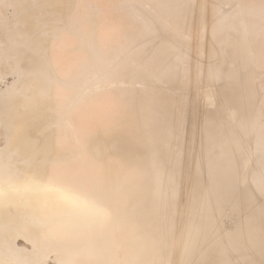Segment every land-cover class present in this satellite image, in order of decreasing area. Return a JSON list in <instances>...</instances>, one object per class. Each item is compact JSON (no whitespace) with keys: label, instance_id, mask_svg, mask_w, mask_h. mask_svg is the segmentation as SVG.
<instances>
[{"label":"bare ground","instance_id":"bare-ground-1","mask_svg":"<svg viewBox=\"0 0 264 264\" xmlns=\"http://www.w3.org/2000/svg\"><path fill=\"white\" fill-rule=\"evenodd\" d=\"M150 1L153 2V4L155 3L154 5L158 4L157 7L159 6V8H161L160 14H159L161 16L157 15L159 18H161L160 19L161 22L163 23V21H164L165 23L169 22L171 24V26L168 29L167 28H166V30L162 29V31H164L163 33L160 31L162 33L161 36H163L162 37L163 39L161 41L159 40L160 43L158 42L159 43L158 46L153 48V46H155L153 44L155 42V40H154L155 38L153 39V33L155 34V32H156V30H154L155 28H153V27H154V25L157 22L155 20L157 18L154 19L156 21V22L154 21L155 24L153 22H149L153 26H151L150 24H147V22H148L147 20H146L147 22H145L147 25H145L143 23V21L145 19L143 20V17L140 14L139 15L140 17L138 16V18H142L143 21L141 19H139V20L142 21L141 22L142 25L143 24L145 25L144 28L139 30V31H137V32L136 31L131 32L132 31L131 30L130 31L131 33L128 32L129 33L128 35H126V34L120 35L119 34V37H118L119 42H121V46H122V44H124L125 46L123 45L124 47L122 46L121 49H118V51L115 52V54H116V56L125 57L126 59L125 60L121 59V61L116 65V67L114 69H111L112 66L110 67V70H112V71H110V72L109 71H105V73L108 72L110 74H113V76L111 75L112 77L116 76L119 79H123V77L124 78L128 77V79L129 78H132V79L134 78V80L135 79H140V80L148 81V82L151 83V85H153V88L151 89L153 91L150 94L148 92H150L151 90L148 91V92L146 91L147 92L146 93L147 94L146 97L144 96L145 95L144 94L143 95L144 96L143 99L140 98V99L135 100V98H134L135 96L131 95L132 94V90H125L126 92L120 93V94H122V96L126 95L124 97H126V98L128 97L129 98V96L127 94V93H129L131 95L130 97L134 96V97H132V100L134 98L135 101L133 100L134 102L133 101L131 102V100L129 99L130 100V103L128 101L129 104L127 102L126 103L125 102L122 103L123 100L125 99V98H123V100L121 99L122 102L120 101L122 104H124V105L121 104L123 107L121 105H118V104H120L119 100H120L121 96L119 98H117L118 95L116 97L115 93H114V95H112V93H111V95L106 97L107 99H104V97H103L102 98L103 102H101L100 104L97 103L96 106H94L92 104L94 107H92V105H91V107H85V104L83 106L81 103H83V101L85 99L80 97L81 101H82V99H84V100L82 102H80L81 105L79 103H75L76 105L79 104L78 108L77 107L74 108L75 112L77 114V115L75 113L73 114V115H75V116H73V118H75V119H72V117H70V115L69 116L67 115V116L70 117L72 119V121L76 120V122H78L79 127L83 129V132L85 134V138L87 137V139L95 138L97 135H99V137H100L101 131L97 132V131H99L97 129L100 128V127L99 126H98V128L95 127V128H97L96 129L97 131H95V128H94V126L96 125L95 117L98 119V122H100V124H101V121H102L103 124H106L107 122H109V125H110L111 122H113L112 119H114L116 116H119V114L115 115L116 111L118 112L120 110V112L122 111L121 113L124 115V113H125V111L123 113L124 109L127 110L128 113L130 111H131V113L134 112L132 110H135V112H140V114H141V112H143V114H145V112H146L148 115L145 114L146 115V116L144 115L145 118L146 119H150V118L155 119V122L157 121L156 124H158V126H155L154 130L149 131L150 133L149 132L145 133L146 136L148 135V133L150 134V135L147 136L148 137L147 141H144V138L141 139V137H140L141 129L146 124L145 121H147L146 119L144 120V118H143L144 116H142L143 114L140 115L142 118H139V117L138 118H139L140 122H143V120H144L145 124L143 123V126H140V125H142V123H138V119H137V121L134 120L136 122L138 128H136L135 122L133 124H131V126L134 127L135 130L130 129L131 126L129 124L131 122L130 123L129 122H124L122 124L120 122L119 124H121V125H117L118 127L116 126V128H118V129H115V130L113 129V126H112V130H110L108 133H106V135L104 137L101 136V140L105 139L103 141L107 140L109 142V140H111L113 138L116 139V137H117L118 143L120 142L117 146H115V145L112 146V144H110V143H109V146H107V149L108 148L110 149V152L108 151L109 152L108 158H112V163L111 162H108V163H111V165L106 163L107 161L105 160V162H104V164H105L104 166L105 167L102 169L103 171L98 172L100 170L97 168L98 171L96 170L95 172H98V173L95 175V179L94 180L92 179L93 182L91 183L90 181H88V183L90 182L91 185H90V183L89 184H87V183L84 184L85 181H84L83 184H80V182H79V184L77 183V186L75 185L76 186V192H74L76 194H75V196H73L74 193H73V195H71L73 198L68 197L67 194L66 195L63 194L64 192L61 193V191L59 192V191L56 190L58 187L61 186V183H62L61 179L62 178L59 177V176H60V173H61V176H62V172L59 171L60 172L59 173V172L55 171L57 174L59 173L58 178L59 179L61 178L60 179L61 180L60 184H59V182L57 180V184H59L58 187H56L54 189L51 188V187H53V184L55 183V181L52 180V179H55V178H53V175H54L52 173V172H54V169H53V171L51 172V174H53V175H52V179H50V181H53L54 183L52 182L53 183L52 186L50 187V185H49V187H48L47 184H49L50 182H49V180L47 181V177L48 176H46L45 179L49 183H47V184L44 183L43 187H45V188H43L42 184L41 183L39 184L36 181L37 179L34 177V174L30 173V170H23L22 168H19L20 164H18L19 166H17V164L16 165L11 164L10 162L12 161V159L14 157H15V159L19 158L17 150L13 148L14 149L13 153L7 154V158H10V159L9 160L5 159V161H1L0 162V222H1L2 226H5L3 228H5L4 230H6L5 231L6 233H11L9 231V230H11L12 232H15L13 234H16V236H17L16 232L21 231L22 232L21 235H23L24 238L27 241L33 243V252L29 256V257L32 256L31 257L32 260L35 259L33 257H38L39 255L42 254V252L45 250L44 249V247H46L45 245L53 244V246H57L58 244L61 245V243H62V244L65 245V243H66V247H64V251L68 252L67 254H69V256H68V255H65L63 253V255H65L64 258L66 260L65 259L64 260L66 261V264H81V260L79 262H75L76 259H74V257L77 258L76 256L79 257L80 254H83V256H85V257L87 256L88 259H90V257H92L93 259L91 258L92 259L91 261H94L95 258H97V259L100 258V261L102 262L101 258H103L105 256V255L102 254V251L104 250V252H105L106 251L105 249H107V251L110 250L108 252H111L112 250L109 249V248H113L112 246L113 245L115 246V244L117 246V244H118V243H116L117 239H119V238L122 239V237H124V236L126 237L128 235L127 234L128 233L127 230H125L126 227H124L125 224H122V222H124L125 220L124 221L123 220L120 221L121 219H125V217H127L126 214H129V213H125L124 211H128V212L132 213L133 223H131V224L135 223L134 224L135 227L138 228L137 235L140 237V241H138L139 240L138 237L134 236V233L137 231V230H134L136 228L132 227L133 228L132 231L134 233H132L130 231L131 235L133 237L137 238L136 239V238L132 237L134 239V241H135V242H132V244L133 243H135V244H133V245L130 244V242L133 240L130 235H129L130 237L129 236L128 237L131 239V241H129L130 239H127L126 242H125V240L123 239L122 242L126 243V244H129V245H132V246H135L136 249H135V247H133V248L137 251V253H136L137 256L142 255V253L144 254V258L143 259L142 258H138L139 261L138 260L137 261L139 262V264H142L143 262H144V264H150L151 262L153 263L154 260H155L154 262H157L156 260L159 259V256H160L159 254H161L162 252L164 254L165 251L167 252L166 248L164 249V251H162L163 247L165 246V247L169 248V246H166V244L170 245V241L173 238V233L174 232L172 233V231L175 230L176 221H177V218L175 216V211L174 210H177V206H178L177 205V203H178L177 202V200H178L177 198H179L178 194L180 193V191L178 190V184L175 182L174 177H172V173H175L176 175H182L180 178L182 180H184V182L189 183L190 186H191L190 187L191 195H190V197H188V200L186 199L187 200V202H186L187 204L185 205L186 206V209H185L186 216H185L184 219L182 218L184 220L183 221L184 224H183L182 227H183L184 233L185 232L186 233H185V235L183 234L184 236L182 235V237H183L182 240L183 241H181V239L179 238V242H180L179 244H176V241L178 240V239L175 240L176 236H177L176 234L174 236L175 239H172V240H175V241H173L171 243V244L175 243L178 246L180 245V248L178 246L177 247L180 250L181 255L179 254V256H181V259L186 260V258H188L187 261L190 260L192 257L195 256V255H192V253L194 254V252L197 251L196 253H201L200 254L201 256L200 255H199V257L195 256L196 259H194V260L197 261V258H198V260L200 258L201 261L198 264H239L241 260H243L244 264H248L250 262V260H251L249 257H251V256L249 254L247 255V253H249V250L253 249L252 251H257V252H254L255 255H257L256 253H259L258 255H260L262 257L261 258L262 261H260V263L263 262V264H264V123H262V121H261L262 120L261 110L259 112V109H258V107H260L261 103H258V105L255 104L254 100H256V99H255V97H253V83H256V81L255 82H252L253 80L250 81V77L251 76L248 78V74H250V72H252V70L255 69L254 73L256 72L255 74L257 75V69H259V68L256 69V67H258V66L253 65L254 64L253 61H255L256 59H259L260 61L261 60L264 61V59H262V57L264 58V54L262 56L263 52H261V51H264V33H263L264 31L262 29L264 27H260V25L264 23V21H262L263 23L261 22V20L264 19V0H254V1L251 0L252 2L247 0L246 3L248 2V4H241L243 2L242 0H241L242 1L241 3H240V0H233L234 2L235 1L236 2L239 1V3H240V4H236V2H235V6L236 5L237 6H236V8H234L232 10V12L234 11V13H232V14H235L234 15L235 18H234V16H230L232 18H229V16L226 15V16H228L227 20H225V19L223 20L222 19L223 17L221 18V20L224 21V22H222L223 24L221 22L219 23L218 20H216V21L213 20L216 23L218 22L216 25H214V22L213 23H210V22L212 21V18L215 15V12H216L215 11V12H213L214 15L212 16V18L210 17L211 21L207 20L208 22L210 21L209 23L211 24L210 25L211 26V31H209V32H211L210 33V34H212L211 36H214V37H211V38L214 39L215 37L216 38L219 37V38H221L220 40L224 39L225 34L228 33V32L226 33V30L224 28H223L224 30L221 29V27L228 26L229 28H232V27H235L234 26V24H235L234 22L235 21L236 22H238L239 20L241 21V22L237 23L238 25L241 24V26H242L241 27L242 28V30H241L242 32H241V34L239 33L240 36L238 38V41L235 40L236 42L235 41L232 42L230 40L232 43H235L233 45L231 43V45H232L231 46V53H232V55H233V57L235 59V62L240 63V64L236 63L237 65H239V66H236L237 69L239 67L238 70L236 68H235L236 70H234V68H232L233 65H232V67L230 66L232 70L230 68H229V70L227 69V72L224 75H220L219 74L220 73L219 71L223 67V65L219 61H218V64H219V66L221 64V66H222V67L220 66L221 68L217 64L216 68H215V66H213L215 69H213L212 67L211 68L207 67L206 68L207 70L204 69L205 74L207 75L208 78H212L213 80L216 79L215 80L216 82H217V80L218 81L221 80V82H223L225 84V86L221 83L223 85V89L221 88L222 96H220V97L218 96V98L220 99L222 97V101L218 105V107H219L218 109L215 108L216 110H214L211 113H209L210 112L209 111L208 112L209 114H207V116L204 115L205 116L204 118H199L200 115L197 116L196 113H191L190 114L191 116H189V118H191V119H189L190 121L191 120L195 121V123L198 124V126L203 128L204 135H205V139L203 140V144L201 143L199 151L196 150V153L197 152L198 153L196 154V156L194 155V160L192 161V159H191V158H193L192 155L194 154V149L191 150V151H193V153L190 154L189 157H188V159H190V161H192L193 165L195 166L194 167L195 169L193 170V172H191V171L189 172L191 174H188L187 173L188 171L187 172H183L184 169L182 170V168H186V167L185 166L184 167L181 166L180 165L181 161L179 160L180 163L178 161V156H179V154L181 152H179L177 154V151L179 149H176V151L173 149V142H175V143L177 142L176 144H179L178 143L179 141H175V137L174 136H176L177 139L180 137V135H177L178 133H176L174 128H176V130L178 132H182L184 130L181 127H180V129H178L179 127H175L176 124H178L180 121H182V120H179V119H181L182 116L184 115V111L183 110L186 108L185 104L181 105L182 104L181 101H182V99L185 96V99L183 100V103H185V101H187L186 103L190 102L189 96H186L185 94L183 96L182 93H184L186 91L188 92L189 90H186V89L184 90L183 89L184 91H181L182 93H180V95L182 94L181 96L183 98L180 99L181 101L179 100L181 104L178 103L179 105L177 106V103L174 102L176 100V96L173 98V95H172V94H175L174 89L176 90V88L175 87L172 88V89L167 88V89H169V91L173 90L174 93L171 92L172 93L171 94V93L167 92L168 90L164 89L161 85H164V84L167 83V84H169L167 86H170L172 84V85H175L178 88V83L177 82L179 80L183 79V75H185V74H182V72L185 71V68H183V66H182V60H184V59L186 60V58L184 57L185 54L182 55V53L178 54V52H177V51H179L178 49H180L179 47H181V46L184 47L183 44H182L183 42L180 43V41H184L182 39L184 33L187 34V32L189 33V31H190L192 36H193V38L195 39V41L196 42L198 41L197 43H195L196 45L192 47L193 51H196V50L199 51V49H201V47L198 46L200 44V42L198 40L200 38V33H201L200 29H201V26L204 25L203 24L204 23L203 20L205 21V19H204L206 17L205 13H207V11H209V10L206 9L207 11L205 10V13H203V10L205 8L203 9L202 5H200L202 2H200V0H199L200 4L199 3L198 4L200 5V7L199 6L198 7L200 9H198L195 12L196 14L198 13V15L197 16L194 15L196 17H193V14L191 15V13H189V18H188V12L189 11H186V10L183 11L185 8L182 9L180 7V5H182V7H184L183 3H181L177 7V5H178L177 2H176L177 0H150ZM184 1H186V0H184ZM184 1H182V2H184ZM194 1H196V0H193L191 3L194 4L195 3ZM218 1H220V0H218ZM135 2L136 1H134V3ZM128 3L129 2H127L126 4H128ZM131 3H132V1H131ZM178 3H180V2H178ZM206 3L207 2H205V5H206ZM187 4H189V2L186 3V5ZM230 4H231V2H230ZM194 5H192L193 9H195ZM195 6H197V5H195ZM226 6H228V5H226ZM232 6H234V4ZM187 7H186V9H187ZM190 8H192V7L189 6V9ZM190 12L194 13V10L193 11L190 10ZM226 12H228V11H226ZM211 13H212V11H211ZM136 14H137V12H136ZM203 14H205V15L203 16ZM229 15H231V14H229ZM236 15H238V18H240L241 16H242V18L237 21L236 19H238V18H236ZM226 16H224V18ZM148 17H150V16H148ZM191 17L193 19H190ZM215 17H216V15H215ZM138 18H136V19H138ZM194 19H196V20H194ZM73 21H72V23H73ZM134 21H135V19H134ZM89 23H90V20H89ZM206 24H207V22H206ZM220 24L224 25V26H220ZM68 25H66L68 27V28L67 27L66 28L67 29H71L69 27L70 26L72 27L74 24L71 25V23L70 24L68 23ZM133 25H134V23H133ZM94 26H95V24H94ZM157 26H159L158 23L156 24V28H157ZM168 26H169V24H168ZM160 27H162V26H160ZM203 27H205V26H203ZM63 28H65V27H63ZM66 28H65V30H67ZM84 28H86V27L84 26L83 28H80V27L76 26L75 29H73V27H72V29L75 31V32L73 31V33L75 34V38L78 40L79 43H81V45H79V48H80V46H82L80 48L81 50L80 49L79 50L80 51H86L85 53L88 54L87 56H89L91 58L92 62H93V60L94 61L96 60L95 58L97 56V53H96L95 50H98V49L101 50V48L99 47L100 46L99 42L102 41V39H103L102 37L103 36H105V35L107 36V33L104 32L103 33L104 35L103 34L101 35L102 32L101 31L100 32H96L95 28H93V29H90V28L84 29ZM229 28L227 29V27H226V29L229 30V31H231V30L233 31V29H235V28H233V29L230 30ZM238 28H240V26ZM258 28L261 30L260 33L261 34L263 33L261 36L260 35L258 36L259 39L261 38L259 44H257L258 41H257V38H256L257 37L256 36V34H257L256 31H258L257 30ZM158 29L160 30L159 27H158ZM65 30H63V31H65ZM71 31H68L69 35L71 34L70 33ZM118 31H119V29H118ZM122 31H124V30H122ZM235 31L236 30H234L233 33L239 32V31H236V32ZM164 33H165V35H164ZM230 33H228V34H230ZM108 35H109V33H108ZM115 35H117V34H115ZM227 35L225 37L229 38ZM238 35H236V36H238ZM149 36H152V39L154 40V42L152 43L153 45H151L152 47H150V48L154 49L153 51L151 49H148V51H147V49H145V48L148 47V46L144 45L145 48L143 49L142 48L143 45H141V43H139V45H138V43H136L137 41L142 40L141 42L143 44V42L146 41L147 38L150 39ZM161 36H160V33H159L160 39H161ZM66 37H68V36H66ZM154 37H156V35ZM230 37H232V36H230ZM233 37H235V36L233 35ZM204 38L206 39V37H204ZM253 38L254 39L256 38L255 40L257 42H255V40H253ZM105 39H107V38L105 37L104 40ZM143 39H144V41H143ZM191 39H192V37H191ZM225 39L222 40L219 44L221 45V43L223 41H225ZM236 39H237V37H236ZM73 40H74V38H73ZM77 40H75V41H77ZM214 40H216V39H214ZM71 41H72V39H71ZM157 41H156V45H157ZM226 41H228V40H226ZM218 42H216V43H218ZM254 42H255V44H257V46L254 45ZM144 43H146V42H144ZM150 43H151V41H150ZM207 43H209V42L207 41ZM223 43H227V42H223ZM219 44H217L216 46H218ZM72 45H74V44H72ZM146 45H148V40H147ZM96 46L99 47V48L97 49ZM136 46H137V48H135ZM202 46H204V45H202ZM224 46H225V44H224ZM95 47H96V49H95ZM213 47H215V46H213ZM254 47H256V49H254ZM103 48H105V47H103ZM210 48L213 49L212 47H210ZM211 49L208 50V51H210V53L213 55L214 53H212L213 51H211ZM252 49L254 50L255 54L258 51L261 54L260 55V54L257 53L258 56L259 57L262 56V57L261 58H259V57L257 58V56H256L257 54L254 55ZM79 50H77V51H79ZM149 50H151L152 52L149 51ZM203 50H205V49H203ZM218 50H220V49H218ZM188 51L186 50V52H188ZM251 51L253 53V57L256 56V59L255 58L251 59V57H252ZM217 52H219V51H216V53ZM105 53H107V52H105ZM183 53H184V51H183ZM223 53H224V51H223ZM223 53H221L219 56L221 57L223 55ZM224 54H226V52ZM79 55H78V57H79ZM186 55H187V53H186ZM109 56H110V54H109ZM129 56H134V57H136V59L139 57L137 59L138 60V63L136 64L137 66L134 64L133 60H132V62H130L129 59H127V57H129ZM166 56H169L170 60L172 58L170 56H173V59L171 61L167 62L169 59L166 58ZM69 57H70V55H69ZM72 57H73V55H72ZM143 57H145V58L143 59ZM98 58H99V55H98ZM165 58L168 59V60L166 61ZM84 59L88 60L89 58L88 59L84 58ZM188 59H190V58L188 57ZM84 61H82L81 63L83 64ZM102 61H104V60H102ZM108 61L109 60H107V61L105 60V63H107ZM188 61H190V60H188ZM223 61H225V60L224 59L222 60V63L224 64ZM85 62H87V61H85ZM89 62H88V65L91 66V62H90V64H89ZM257 62H258V64L260 63L259 61H257ZM257 62H255V63L257 64ZM187 63H189V62H186V64ZM226 63H227V61H226ZM99 64L100 65L102 64L101 61H100ZM109 64L110 63H108L107 65H109ZM53 65L55 66L56 63L53 64ZM71 65H73V64H71ZM96 65H98V64H96ZM105 65L102 64V66H104V67H105ZM107 65H106V67H107V70H108V66ZM132 65H135L136 67H133ZM189 65H191V62L189 63ZM198 65L199 64L197 63L196 67ZM212 65H213V63H212ZM74 66H76V65H74ZM92 66H91V69H92ZM71 67H73V66H71ZM71 67H69V68H71ZM80 67H82V65ZM87 67H89V66H87ZM87 67L85 65V68H86L85 71H84L85 68H83V67H82L83 69L79 68L85 74V77H86V74L88 73V70H89V69H87ZM104 67H103V69H105ZM192 67H190V68H192ZM209 67H210V65H209ZM194 68L195 67H193L192 69H194ZM197 68H199V66ZM53 69L55 70V68H53ZM59 69L61 70L62 68H59ZM93 69L95 70V68H93ZM100 69H102V68H100ZM60 70H58V71H60ZM69 70H71V69H69ZM77 70L78 69H76V71ZM214 70H216L217 74L215 72H213ZM66 71H65V73H66ZM101 71L99 73H101ZM206 71H207V73H206ZM222 71H223V69H222ZM90 73H92V72H90ZM94 73H95V71H94ZM94 73H92V74H94ZM108 73H106L105 75H107ZM57 74H60V72H58ZM102 74H100V75H102ZM255 74H253V75H255ZM105 75H102V76H105ZM63 76H64V74H63ZM95 76H97V75H95ZM108 76H109V74H108ZM108 76H105V77H107L108 80H109ZM60 77H61V74H60ZM60 77H59V79H60ZM82 77L84 78V75ZM112 77H111V79L113 81ZM73 78H75V77H73ZM73 78H71V75H70V77L67 78V79H72V81H73ZM78 78L81 79V77H79V76L76 79H78ZM93 78H94V75H92V79ZM107 78L106 79L103 78V79L107 80ZM257 78H256V80L258 82L259 81L262 82L261 81V79H262L261 77H260L261 78L260 80H258ZM85 79H87V78H85ZM103 79L99 80V78H98L99 81H103ZM78 81L80 82V80H78ZM92 81H94V80H92ZM69 82H71V80H69ZM86 82H87V80H86ZM258 82L256 84H258L260 86L261 83L259 82L260 83L259 84ZM115 83H117V82H115ZM120 83H122V82H120ZM74 84L76 85V83H74ZM74 84H73V86H74ZM122 84H121V87H122ZM60 85L58 87V85L56 83V86L58 88H60ZM77 85L81 86L78 83H77ZM86 85L84 84V86H86ZM140 85H142V84H140ZM261 85H263V84H261ZM52 86L54 88L56 87L53 84H52ZM104 86H105V84H104ZM63 87H62V89H63ZM71 87L72 86H70V88ZM74 87H76L75 89H77V86H74ZM111 87H114V86H111ZM170 87H172V86H170ZM113 89H117V88H113ZM130 89H132V88H130ZM178 89L182 90L181 87L178 88ZM69 90L65 91V92H64V89H63V92H61L62 91L61 89L59 90L60 91L61 102H62L61 93L70 92L71 90L70 91ZM78 90L79 89L74 90V92L76 91V93H77ZM96 90H97V88H96ZM110 90H111V88H110ZM135 90H136V88H135ZM140 90L143 91L144 89H140ZM123 91L121 90L119 92H123ZM205 91H206V89H205ZM209 91H211V90H209ZM257 91H258V89H257ZM54 92H53V94H54ZM57 92H55V94ZM178 92L176 90V93H178ZM187 92H186V94H187ZM261 92L259 94H261ZM263 92H264V90H263ZM204 93L205 92H203V94ZM254 93H256V91ZM55 94H54V96H55ZM90 94H91V92H90ZM106 94H108V93H106ZM178 94H177V97L179 96ZM189 94H190V92L187 95H189ZM58 95H59V93H58ZM76 95H78V93ZM171 95H172V97H171ZM200 95H201V93H200ZM201 96H203V95H201ZM201 96L199 97V99L201 98ZM214 96H217V95H214ZM258 96L260 97V95H258ZM261 96H262V94H261ZM8 97H10V96H8ZM60 97L59 96L57 97V98H59V101H60ZM68 97H69V95L67 97H65L64 101L66 99H68ZM88 97H90V96H88ZM114 97H115V99H114ZM186 97L188 98L187 100H186ZM196 97H197V95L194 98H196ZM207 97H211V96H207ZM262 97H263V102H264V95ZM70 98H71V96L69 97V100L64 102V103H67V105L64 104L67 107L71 106V103L69 102ZM80 98L78 99V102L80 101ZM87 98H86V100H88ZM128 98H127V100H128ZM137 98H139V97H137ZM191 98L192 97H190V99ZM205 98H203V100H205ZM173 99H175V100H173ZM219 99H218V103H219ZM260 99H262V98L260 97ZM73 100L75 101L76 99H73ZM188 100H189V102H188ZM59 101H57V103ZM109 101H111V103ZM197 101H198V99H197ZM201 101H202V99H201ZM15 102H16V100H15ZM68 102H69L70 105L68 104ZM191 102H195L196 103V101H193V100H191ZM206 102H208V101L206 100ZM222 102L224 103L223 105H221ZM209 103L210 102H208V104ZM213 103H214V101H213ZM59 104H61V103H59ZM156 104H158V108H160V107L161 108L160 109L157 108L158 110H156V108H155ZM208 104H207V106H208ZM11 105H12V103H11ZM73 105H74V103H73ZM187 105H189V104H187ZM192 105H193V103H192ZM192 105H191V107H192ZM255 105H257V107ZM189 106H187V107H189ZM231 106H233L234 110H233V108H232V110L230 109ZM67 107H64V108H67ZM113 107H116V108L118 107V109H116L115 112L113 111L115 114H113V113L110 114L111 110L109 111V109L110 108L113 109ZM174 107H175V109H176V107L179 108L180 111L176 110V111H178V113H176V111L173 110ZM64 108L62 110L58 109L57 112L59 110L61 112L64 111ZM193 108H191V109L193 110ZM228 108L231 111H229ZM71 109H73V106L71 108L67 109V110L71 111ZM154 110H156L158 113L155 114ZM60 111H59L60 115L58 113L56 115H59L60 118H61V115H63L62 114L63 112L60 113ZM65 111H66V109H65ZM73 111H71V112H73ZM185 112H186L187 115H189V113H188L189 111L185 110ZM173 113L175 115H177L175 117V119L177 121L174 120V121L178 122L176 124H174V121H173V116H174ZM64 114H66V112ZM150 114L152 115V117H150ZM98 115L100 117H98ZM187 115H185L186 118H187ZM147 116H149L150 118H147ZM116 118L119 119V118H121V116L120 117H116ZM122 118H123V116H122ZM134 118H136V115L134 116ZM118 119H117V121H118ZM226 119H230V121L231 120H239V121L242 120V126H241L242 129H241V135H240L241 139H238L237 135H234V134H232L230 132L229 133L221 132L222 125L224 124V126H225V120ZM67 120L69 121L70 119L66 117L65 120H62V122H64V121L67 122ZM131 121L133 122V120H131ZM199 121H201L202 123L200 124ZM57 122L59 123V121H57ZM76 122L74 121V123H76ZM74 123H69L70 126H69V124H68V126L69 127H71V126L73 127ZM182 123L185 126L186 121L184 120V121H182ZM182 123H181V125H182ZM71 124H73V125H71ZM156 124H154V125H156ZM75 125H77V124H75ZM154 125H151L150 127L148 125H145V127H144L145 129L143 128L142 131L143 130L147 131L146 129H148V128L151 129V127L154 126ZM178 125H180V123ZM147 126H148V128H146ZM62 127L63 126L61 125L60 129H63ZM64 127H65V125H64ZM79 127H77L76 129H78ZM140 127H141V129H140ZM74 129L75 128L72 129L73 130L72 133H74ZM173 129H174L176 134H174ZM181 129H183V130H181ZM64 130H62V131H64ZM100 130H101V128H100ZM179 130H181V131H179ZM250 133H253V134L256 133L255 135H257L255 137L256 138L255 141H253L254 144H252V142L250 143L251 145L254 146L253 149H251L250 145H249L250 146V149H249V147H247L248 144L245 143V140L250 139V138L246 137ZM56 134H58V133H56ZM76 134H75V136H76ZM61 135L63 136L64 134L59 133V136L57 137V135H56V137L59 139V138L62 137ZM255 135H253V136H255ZM57 138H55V140ZM64 138H62V140L59 139L60 142L58 140H56V141H58L59 144L61 143L60 145L58 144L56 146H59V148H60ZM66 138L68 139V137H66ZM76 138H75V140H73V139L72 140L76 141L77 140ZM85 138H83L82 140H85ZM245 138H247V139H245ZM251 138H252V136H251ZM196 139L199 140L198 138H196ZM252 139L254 140V137ZM145 140H146V138H145ZM179 140H181V139L179 138ZM194 140L195 139H193V142H194ZM201 141L200 140L199 141H195L194 143L198 142L197 144H199ZM65 142H67V140ZM77 142L79 143V140ZM78 143H76V144H78ZM73 145H75V143ZM73 145L71 144V146H73ZM80 145H84L85 146V144H83V142ZM105 145H106V143H105ZM69 146H70V143H69ZM69 146H67V147L69 149L71 148V151L75 150V149H73L72 147H69ZM99 146L100 145H98V148H99ZM102 147H105V146H102ZM112 147L113 148L115 147V149H112ZM118 147H119V149H118ZM243 147H244V149L249 150L248 153H247L249 155L245 154V152L247 151L246 150L244 152L245 155H243V157H242L241 156V150H242V152L244 151ZM63 148H61V150ZM65 148L63 149L64 152H65V150H67ZM56 149H58V148L56 147ZM91 149H93V147ZM195 149H198V147H196ZM99 150H100V148H99ZM99 150H96V151L98 152ZM59 151H60V149H59ZM71 151H68V152H71ZM73 151H72V153H73ZM102 151H104V150H102ZM75 152L73 154H76ZM101 152L100 151L98 152V153H100L99 155H103L105 151L102 152V154H101ZM105 153H107V152H105ZM79 155H78V157H79ZM87 155H88V158H89L88 152H87ZM246 155H247V159L244 160L245 159L244 156H246ZM31 156H33V155L31 154ZM70 156L72 157V155H70ZM75 156L76 155H73L74 158H75ZM104 156H106V155H103V157ZM240 156H241V158H243L242 160H244L243 163L241 161H239L240 159L238 160V157L240 158ZM67 157L68 156H66V158H63V159L67 160L68 159ZM71 157L69 159H71ZM78 157H77V161L80 159V158L78 159ZM103 157H102V159H103ZM95 158H97V155L95 156ZM95 158L93 157L92 159H94V161H95L96 160ZM108 158H106V159L108 160ZM28 159L30 160V158H28ZM35 159H36V156H35ZM82 159H83V157H82ZM99 159L97 158L98 161H99ZM66 160H62V161L65 162ZM109 160H111V159H109ZM116 160H118V163H119V160H120L121 163L117 164ZM71 161H70V163H71ZM73 161L76 163L75 159ZM86 161H88V160H86ZM86 161L84 162V164L89 165L90 163H86ZM90 161H88V162H90ZM115 161H116V165H112V164H115ZM251 161L253 163V167L252 168H254V169H250V172H249L248 176L246 177V180L247 181H248V179L250 180L249 183L251 184L252 189L248 185H247L248 186L247 189L250 188L252 190L251 191L252 193L250 191H247L244 188V187H246V185L245 186L243 185V188H244L243 189L242 188L243 181H241V182L239 181L240 179L242 180V177L239 179V177L242 176V175L239 176V170H240V172H242L241 169L245 170L244 168H246L248 163L251 162ZM253 161H255V162H253ZM58 162H60V161H58ZM53 163L57 164V162H53ZM100 163L101 162H99V164ZM50 164H51V162H50ZM55 164H53V165H55ZM69 164L67 163L68 166H69ZM254 164H255V167H254ZM21 165H23V164H21ZM67 165H65V166L68 169ZM100 165H102V163ZM10 166L13 168V170L9 169ZM28 166L30 168L31 165L28 163L27 168H28ZM56 166L60 167L61 164L60 165L57 164ZM71 166H74V165H71ZM71 166L69 168H71ZM186 166H187V164H186ZM61 167L63 169L65 168L64 165L61 166ZM95 167H98V165H96ZM76 168H77V165H76ZM81 168H83V167H81ZM89 168H90V166H89ZM187 168H189V167H187ZM86 169H87V167H86ZM60 170H62V169H60ZM89 170H90L91 174L94 173L93 171L91 172L92 168L89 169ZM201 170L202 171L204 170V171L200 173ZM16 171L19 172V174L22 173V175L14 177L13 175L16 174ZM57 171H58V169H57ZM65 171L66 170H64V172ZM69 172H71L70 169L67 172V175L69 174ZM75 172H76V170H75ZM77 172H79V171H77ZM81 172H82V170H81ZM132 172L133 173L135 172L136 176L133 177V181H130V182H133V184L135 182L136 186H133V187H134V189H136L137 193H136V191L134 193L132 192L133 193L132 194V201H130L129 203H125L124 206L122 205L124 203L123 200H122V202L120 201V203H122V204H120L118 202L120 204V207H117V208H119V210H117V208H116L117 201H119V199H121V196L124 195L123 196L124 198H125V196H127L125 194L122 195L121 192L125 190L124 189V186H125L124 183L126 181L128 182L127 179L129 178V176L130 177L132 176ZM246 172H248V170ZM90 173H87V174H90ZM99 173H101V174H99ZM245 173H244V175H245ZM48 174H50V171H49ZM82 174H83V172H82ZM87 174L84 173L83 175L86 176ZM64 175L62 177L64 178V180H66ZM72 175H74V174L70 173V178L72 177ZM93 175H92V177H94ZM75 176L76 175H74V177ZM87 176L91 180V178H90L91 176L90 177H89V175H87ZM41 177H43V176L40 175V178ZM55 177L57 178V176H55ZM74 177L72 179H70L68 177V179L70 181H72L73 179L76 178V177L75 178ZM81 177L83 178L84 176H81ZM151 177L153 179L152 181L147 180V179H150ZM82 178H80V180H79V181H81V183H82V180H83ZM38 179H39V177H38ZM64 180H63V182H64ZM69 180H67V181L70 182ZM85 180H86V178H85ZM243 180L245 182V179H243ZM72 183H73V181H72ZM178 183H180V182H178ZM246 183H248V182H246ZM64 185H68V184H66V182H65ZM64 185H63V187H64ZM46 186H47V188H46ZM55 186H57V185L55 184ZM67 187L70 188V186H67ZM67 187L65 189H63V191L66 192L67 191ZM69 188H68V190L72 191L71 188L70 189ZM126 189H128V188H126ZM58 190H62V189L58 188ZM128 191H129V189H128ZM124 192H126V190ZM67 193H68V191H67ZM253 193L254 194L255 193L258 194L259 197H261L262 199L261 198L260 199H255L256 194H255V197H253V195H254ZM126 199H128V197L125 198L124 201H126ZM126 202H128V201H126ZM259 202L262 203V204H260ZM121 205L123 207H121ZM106 208H107V211L109 210V212H105ZM171 210H172V212H171ZM103 211H104V213H103ZM122 211L124 212V214L126 216H124ZM105 213H108V214L106 215ZM176 213H178V212H176ZM24 214H28V216L25 215V217L23 218L22 216H24ZM122 215L124 216V218H122L123 217ZM129 216H130V214H129ZM132 218H130V219L132 220ZM130 219H129V221L131 222ZM226 222H228V224H230V225H226ZM119 223L122 224L121 228L123 229V231L122 230L121 231L126 233V234H124V233L122 234V232L120 233V231L118 232V230L116 229V226L120 227ZM215 223L217 224V226H219L222 229L220 231V228H219V231H218V228L215 225L214 227H216L217 229L214 228V231L216 229L217 232L215 231L216 233L213 234L211 229L213 230V226L212 225L215 224ZM127 224H129V225H125V226H127V229L130 227L129 229L131 230L132 229L131 226H133V225H131L129 222ZM148 228L153 233L152 234L150 232L151 236H153V235L155 236V237L153 236V238H155V240L152 239L151 236H150V240L152 241V243H150V240L148 239L150 244H147L148 242H147V239H146L147 237H149L148 236L149 232H148V234H147V236L145 238L147 243L144 240L141 241L142 236L144 235V237H145L144 233L149 231ZM163 228L165 230H163L164 232L161 233L162 232L161 229H163ZM7 231H9V232H7ZM21 232H19V234ZM130 232H129V234H130ZM175 233H177V232H175ZM19 234H18V236H19ZM120 234H122L124 236H120ZM166 234H169V235L172 234V238L170 237L171 235L170 236L167 235L168 238L169 237L171 238V239L168 240L169 241L168 243H165V241L168 239V238H166V240H165V235ZM11 235H12V233H11ZM11 235L9 234L7 236L12 237L13 235L12 236ZM118 236H120V237H118ZM179 236L181 237V235H179ZM128 237H126V238H128ZM13 239L15 241V236H14ZM13 239H10L9 243L12 242ZM16 239H17V237H16ZM121 239H119V240L121 241ZM135 239L137 240L138 243H136ZM251 240H253L257 245L254 246L255 244L253 242V248L249 249L248 245H250L249 241H251ZM113 241H115V244H111ZM127 241H129V243H127ZM117 242H119V241H117ZM245 243L246 244L248 243V245L246 246L248 248V252L247 253H246L247 250L245 251L243 249L244 246H245ZM54 244H57V245H54ZM119 244H120V242H119ZM119 244H118L117 248H119ZM122 244L120 245V248L123 250L124 248L122 247L123 246ZM5 245L7 246L6 248H7V250L10 253H12L14 255H17L16 254L17 252H14L15 250L13 249V246H11V243L8 244V242L5 240ZM69 245H71V247H69ZM72 245H73V247H72ZM173 245H172L171 251L174 250ZM176 245H174V247ZM14 246H15V244H14ZM53 246H52V248L54 249ZM132 246H128L129 248H127V246H126L125 248L126 249H130ZM250 247H252V246H250ZM48 248H51V247L48 246ZM48 248L46 250H48ZM60 248L63 249V247H60ZM60 248L58 247L59 252H60ZM120 248H119V250H120ZM133 248H131V250H133V251H131V253H134V251H135ZM114 249H115V247L113 248V250ZM175 249H176V247H175ZM116 250H117V252L119 251L118 249H116ZM239 250H240V252L245 251V253H246V258L243 259L241 257V259L239 258L240 261L238 259V255H240L242 253H238L237 254V252H239ZM56 251L58 252V250H56ZM115 251H114L113 255H112L113 251L110 254H111L112 258H114L113 256H116V259H117V255L118 254ZM125 251L126 250H123V252L121 253L122 257H124L123 256L124 254L125 255L127 254ZM128 252H130V251H128ZM131 253H128V255H126V256H130V258L133 257ZM171 253H173V252H171ZM174 253H176L175 250H174ZM104 254H106V253H104ZM115 254H117V255H115ZM59 255H62V253L60 252ZM101 255H102V257H101ZM137 256L135 257V262H136ZM179 256H177V257L179 258ZM190 256H191V258L189 259ZM243 256H244V252H243ZM260 256H259V258H260ZM122 257H121V259H124L127 262H128L127 259H130L129 257L127 259L122 258ZM141 257H143V255ZM163 257H165V254H164ZM167 257L165 258L164 262L161 261V264H164L166 262V259L169 260V262L173 261L172 258L175 257V254H174V256L172 254L170 255V257H172L171 258L172 260H170V258H167ZM107 258L108 257H105V259H107ZM58 259H60V262L63 260V259L61 260V258H58ZM78 259H80V258H78ZM116 259L115 260L113 259V261L111 260V263L112 262L113 263L114 262L117 263V261H119V260H116ZM162 259L163 258L161 257V260ZM181 259H178V260H180L182 262ZM248 259H250V260L248 261ZM253 259H254V257H253ZM15 260H16V256H15ZM109 260H106L107 263L110 262ZM130 260H132V259H130ZM140 260H143V262L141 261L142 262L141 263ZM150 260H151V262H150ZM258 260H260V259H257L256 261H258ZM12 261H14V258H13ZM98 261L99 260H97V264H98ZM106 261L104 262V259H103L104 264L106 263ZM175 261L177 262L176 259H175ZM64 262L62 264H65ZM95 262H96V260H95ZM123 262L121 261V264ZM127 262L125 264H127ZM184 262H186V261H184ZM184 262L182 264H184ZM192 262H193V260L191 259L190 260V264H192ZM237 262H239V263H237ZM252 262H251V264H252ZM258 262L255 263V264H258ZM119 263H117V264H119ZM157 263L158 264L160 263V259H159V261ZM90 264H93V262L92 263L90 262ZM94 264H96V263H94ZM132 264H134V263H132ZM193 264H197V263L194 262Z\"/></svg>","mask_w":264,"mask_h":264},{"label":"rangeland","instance_id":"rangeland-1","mask_svg":"<svg viewBox=\"0 0 264 264\" xmlns=\"http://www.w3.org/2000/svg\"><path fill=\"white\" fill-rule=\"evenodd\" d=\"M125 3H123V2ZM131 1H132V3H131ZM134 1H136L135 3H134ZM147 1V2H146ZM182 1H184V0H177L176 2H177V7L181 4V3H183V6L184 7H182V5H180V7L183 9V8H185L183 11H189L188 12V18H189V13H191V15L193 14V17H196L197 15H198V13L196 14L195 12L198 10V9H200L199 7H200V5H202V7H203V13H205V10L207 9V10H209V11H207V13H205V14H203V16L205 15L206 17L204 18L205 19V21L207 22V24H206V22L203 20V24L204 25H202L201 26V29H200V31H201V33H200V38L198 39L199 40V42H200V44L198 45V46H200L201 47V49H199V51L198 50H196V51H193V46H195L196 44L195 43H197L196 41H195V39L193 38V36H192V34H191V32L189 31V33L187 32V34L186 33H184V35H183V37H182V39L184 40V41H180V43L181 42H183L182 44H183V46L184 47H179L180 49H178L179 51H177L178 52V54H181L182 53V55H184L185 54V58H186V60L184 59V60H182V66H183V68H185V71L184 72H182V74H185V75H183V79H181V80H179L177 83H178V88H182V90H180V89H178L175 85H170V86H172V87H170V86H167V85H169V84H164V85H161L164 89H167V88H169V89H172V88H176V90H177V92L179 93H176V90L174 89V91H175V94H172V93H174L173 92V90H170L169 91V89H167L166 91L167 92H169V93H171L172 95H173V98L176 96V100L175 99H173V100H175L174 102L175 103H177V106L179 105V104H181V105H183V104H185L186 105V108L183 110L184 111V115L182 116V118L181 119H179V120H182V121H186V123H185V126L183 125V123H182V121H180L179 123H180V125H181V123H182V125L180 126V125H178L179 123L178 122H176L177 120L175 119V117L177 116V115H175L176 113H178V111H180V109L179 108H177L176 107V109H175V107H174V111H176V110H178V111H176V113L174 114V116H173V121L174 120H176V121H174V124H176V123H178V124H176L175 125V127H179L178 129H180V127L181 128H183V129H181V130H183L182 132H178L177 130H176V128H174L175 129V131H176V133H178L177 135H180V139L181 140H179V138L177 139V137L176 136H174L175 137V141H179L178 143L180 144H176L175 142H173V149L176 151V149H179L178 151H177V154L179 153V152H181L180 154H179V156H178V161L180 160L181 161V163H180V161H179V163H180V165L181 166H185L186 168L187 167H191L190 169L189 168H182V170H183V172H187L188 174H191V173H189L190 171L191 172H193V170L195 169L194 167V165H193V163H192V161L194 160V155L196 156V154L198 153H196V150H198L199 151V149H200V146H201V143L203 144V140L205 139V135H204V131H203V128L202 127H200V126H198V124H196L195 123V121H190L189 119H191V118H189V116H191L190 114L191 113H196L197 114V116H199V118H204L205 116H207V114H209V113H211V112H213L214 110H216V109H218L219 107H218V105L221 103V101H222V97L219 99L218 98V96L220 97V96H222V90H221V88L223 89V85L225 86V84L223 83V82H221V80L220 81H218L217 80V82L215 81L216 79H212V78H208L207 77V75L205 74V71H204V69L205 70H207L206 68L208 67V68H213V69H215L216 68V65L218 64V61L219 62H221V64L223 65V67L221 66V64H220V66L222 67V69H223V71H222V69L219 71L220 73V75H224L226 72H227V69L229 70V68L231 69V67H232V65H233V67L232 68H234V70H236L237 69V67L236 66H239V65H237V64H240V63H237V62H235V59H234V57H233V55H232V53H231V46L233 45V44H235V43H232V42H234L235 40L236 41H238V38H239V36H240V34H241V30H242V26H241V24H237L238 22H241L239 19H241L242 18V16L240 17V18H238V15H236V18H238V19H236L238 22H234L235 24H234V26L235 27H232V28H229L228 26H226L227 27V29L229 28L230 30L231 29H233V28H235V29H233V31L231 30V31H229V30H227L226 29V27L224 26V25H221L220 24V26H224V27H221V29H225L226 30V33L228 32V33H230V34H225V36L227 35L229 38H226L225 36H224V39H225V41H223V42H227V43H221V45L219 44L222 40H224V39H222V40H220L221 38H219V37H215L214 39H216V40H214V39H212L211 37H214V36H211L212 34H210L211 32H209V31H211V24L210 23H213L214 22V25H216L218 22L220 23H222V22H224V21H222L221 20V18L224 20H227V18H228V16H229V18H232V17H230V16H234L235 14H232V13H234V11L232 12V10L234 9V8H236V6H235V2L233 1V0H220V1H218V0H200V2H202L201 4L199 3V0H196V1H194L195 3V5H197V6H195L194 4H192L191 2L193 1H184V2H182ZM225 1V2H224ZM243 1V2H242ZM240 0V3L241 4H248V2L246 3V1L247 0ZM248 1H251V0H248ZM252 1H254V0H252ZM251 1V2H252ZM127 2H129L128 4H126ZM139 2V3H138ZM178 2H180V3H178ZM189 2V4H187L186 5V3H188ZM204 2V3H203ZM205 2H207L206 3V5H205ZM230 2H231V4H230ZM233 2V3H232ZM191 3V4H190ZM200 5H199V4ZM209 3V4H208ZM239 3V1L238 2H236V4H240ZM155 4V3H154ZM153 4V2H151L150 0H0V162L1 161H5V159L7 160H9L10 158H7V154H11V153H13V151H14V149H16L17 150V153H18V159H15V157L12 159V161L10 162L11 164H14V165H16L17 164V166H19L18 164H20V167L19 168H22L23 170H30V173H33L34 174V177L37 179H35L39 184L41 183L42 184V187H43V185H44V183L45 184H47V183H49V184H47V186L49 187V185H50V187L52 186V184L54 183L53 181H55V183L53 184V187H51V188H56V187H58L59 186V184H60V182H61V180H62V183H61V186L60 187H58L59 189H62V190H58V188L56 189L57 191H61V193H63V194H67L68 195V197H70V198H73L71 195H73V193L74 192H76V186H77V183L79 184V182H80V184H83L84 183V181H85V183L84 184H89L90 182L92 183L93 182V180L95 179V175L98 173V172H101V171H103L102 169L105 167L104 165V162H105V160L107 161L106 163H108V162H111L112 163V158H108V155H109V152H110V149L108 150L107 149V146H109V143L110 144H112V146H117L119 143H118V139H117V137H116V139L115 138H113V139H111V140H109V142L106 140V141H103V140H105V139H103V140H101V136L102 137H104L105 135H106V133H108L110 130H112V126H113V129L115 130V129H118V128H116V126L117 125H121L122 123H124V122H131L129 125L131 126V124H133L135 121L134 120H136L137 121V119H138V123H142V125H140V126H143V123H144V120L146 119L145 118V114H147L146 112H145V114H143V112H141V114H143L142 116H144L143 118H144V120H143V122H140V120H139V118H142L140 115V112H135V110H132V111H134V112H132L131 113V111L128 113V111L127 110H123V113H124V111H125V113H124V115L120 112V110L117 112L116 111V114L114 113L115 112V110L116 109H118V107L116 108V107H113V109H109V111H110V114H115V115H118L119 114V116H116V117H120L121 116V118H114V119H112V121L113 122H111V124L109 125V122H107L106 124H103L102 123V121H101V124H100V122H98V119L95 117V119H96V125L94 126V128L95 127H97L98 128V126L101 128V130H100V128H95V131H97V130H99V131H97V132H100L101 131V133H100V137H99V135H97L95 138H90V139H87V137L85 138V134H84V132H83V129L82 128H80L79 127V125H78V122H76V120H73L72 121V119H75V118H73V116H75V115H73L74 113L76 114V112H75V109L74 108H78L79 107V104H80V102H82L84 99L86 100V98L88 97V96H90V97H88L87 99L88 100H84L83 101V103H81L83 106H84V104H85V107H91V105L93 104L94 106H96L97 105V103H101V102H103V97H104V99H107L106 97L107 96H109V95H111V93H112V95H114V93L116 94L115 96L117 97V95H118V97L117 98H119L120 96L122 97H120V100H119V102L121 101V99L123 100V98H125L124 100H123V102L122 103H128V101H129V103H130V100H131V102L134 100V98H135V100H137V99H143L144 98V96L146 97V93L148 92V91H150L152 88H153V85H151V83L150 82H148V81H145V80H140V79H135L134 80V78L132 79V78H129L128 79V77L126 78H124L123 77V79H119L118 77H116V76H114V77H112L113 76V74H110V73H108V72H106V73H108L109 74V76H108V74L107 75H105L106 73H105V71H112V70H110V67H111V69H114L115 67H116V65L121 61V59L122 60H125L126 58L125 57H121V56H116V54H115V52H117L118 51V49H121L122 48V46L124 45V44H122V46H121V42H119V39H118V37H119V34L120 35H124V34H126V35H128L129 33H131V32H133V31H139V30H141V29H143L144 28V26L145 25H147V24H150L149 22H153L154 23V21L156 22V24L158 23V25L159 26H157V28H156V24L154 25V27L153 28H155L154 30H156V32H155V34L153 33V39L155 40V42H154V40L152 39V36H149V38L150 39H148L147 38V40H148V45H146V43H147V40L146 41H144V39H143V41L144 42H146V43H144L143 42V44H142V40H140V41H137L136 43H138V45H139V43H141V45H145V46H148V47H146L145 48V46L143 47L142 46V48L144 49H147V51H148V49H151L152 51L154 50V49H152V48H150V47H152L151 45H155V46H153V48H155V47H157L158 46V44L160 43V41L163 39L162 37L163 36H161L162 35V33L164 32V31H162V29H164V30H166V28L168 29L170 26H171V24L168 22H164L163 21V23L161 22V18H159L158 16H161V15H159L160 14V10H161V8H159V6L157 7V5H154ZM234 4V6H232ZM141 5V6H140ZM192 5H194V8L195 9H193V6ZM206 7H205V6ZM213 7H212V6ZM221 5V6H220ZM225 5V6H224ZM226 5H228V6H226ZM130 6V7H129ZM148 6V7H147ZM157 8H156V7ZM188 6V7H187ZM189 6L190 7H192V8H190L189 9ZM199 6V7H198ZM224 6V7H223ZM129 7V8H128ZM186 7H187V9H186ZM216 9H215V8ZM219 7V8H218ZM227 7V8H226ZM62 8V9H61ZM197 8V9H196ZM209 8V9H208ZM212 8V9H211ZM223 8V9H222ZM59 9V10H58ZM149 9V10H148ZM151 9V10H150ZM194 10V13L193 12H190V10L191 11H193ZM129 10V11H128ZM131 10V11H130ZM141 10V11H140ZM60 11V12H59ZM124 11V12H123ZM152 11V12H151ZM211 11H212V13H211ZM216 11V12H215ZM226 11H228V12H226ZM134 12V13H133ZM136 12H137V14H136ZM139 12V13H138ZM145 12V13H144ZM151 12V13H150ZM155 12V13H154ZM213 12H215V15H216V17H215V15L213 14ZM60 13V14H59ZM65 15H64V14ZM154 13V14H153ZM187 13V12H186ZM226 13V14H225ZM131 14V15H130ZM142 15V17H143V20H142V18H138V16L139 15ZM153 14V15H152ZM223 14V15H222ZM229 14H231V15H229ZM137 15V16H136ZM158 15V16H157ZM194 15H196V16H194ZM214 15V19L212 18V16ZM226 15H228V16H226ZM124 16V17H123ZM126 16V17H125ZM148 16H150V17H148ZM208 16V17H207ZM219 16V17H218ZM224 16H226L225 18H224ZM77 17V18H76ZM135 17V18H134ZM140 17V16H139ZM212 18V21H211V18ZM75 18V19H74ZM136 18H138V19H136ZM155 18H157V19H155ZM198 18V17H197ZM196 18V19H197ZM218 18V19H217ZM234 18H235V16H234ZM134 19H135V21H134ZM139 19H141L142 21H143V23L145 24H143L142 25V21L141 20H139ZM155 19V20H154ZM159 19V20H158ZM190 19H193L192 17L190 18ZM196 19H194V20H196ZM74 20V21H73ZM81 20V21H80ZM89 20H90V23H89ZM139 20V21H138ZM148 22H147V21ZM189 20V19H188ZM207 20H210L209 22L207 21ZM213 20H218V22L216 23L215 21H213ZM72 21H73V23H72ZM76 21V22H75ZM159 21V22H158ZM193 21V20H192ZM262 21H264V19L263 20H261V22ZM93 22V23H92ZM99 22V23H98ZM140 22V23H139ZM145 22H147V24L145 23ZM68 23L70 24L71 23V25H73L72 27H73V29H75V27L77 26V27H80V28H83L84 26L86 27V28H90V29H93V28H95V30H96V32H102L101 33V35L105 32V33H107V36L105 35V36H103L102 38V41H100L99 42V47L101 48V50L100 49H98L99 47H97V49L98 50H95L96 51V53H97V56H96V60L94 61L93 60V62H92V60H91V58L89 57V56H87L88 54H86L85 52L86 51H80L81 49V47L82 46H80V48H79V45H81V43H79L78 42V40L75 38V34L73 33V29H72V27L70 26L69 28H71V29H67L68 27L66 26V25H68ZM79 23V24H78ZM133 23H134V25H133ZM162 23V24H161ZM165 23V24H164ZM209 23V24H208ZM263 23V22H262ZM81 24V25H80ZM88 24V25H87ZM94 24H95V26H94ZM161 24V25H160ZM168 24H169V26H168ZM223 24V23H222ZM264 24V23H263ZM263 24H261L260 25V27H264V25ZM83 25V26H82ZM136 25V26H135ZM151 25V24H150ZM263 25V26H262ZM69 26V25H68ZM93 26V27H92ZM151 26H153V25H151ZM160 26H162V27H160ZM203 26H205V27H203ZM218 26V25H217ZM240 26V28H238ZM63 27H67L66 29L67 30H65V28H63ZM92 27V28H91ZM131 27V28H130ZM134 27V28H133ZM158 27L160 28V30L158 29ZM237 27V28H236ZM259 27V28H260ZM86 28H84V29H86ZM129 28V29H128ZM152 28V29H153ZM205 28V29H204ZM257 29L258 31H256V33L258 34H256V38H257V41H258V43L257 44H259L260 43V40H261V38L259 39L258 38V36L260 35H262L261 33H260V31L263 29V31H264V28H260V29ZM118 29H119V31H118ZM121 29V30H120ZM204 29V30H203ZM209 29V30H208ZM223 29V30H224ZM240 29V30H239ZM63 30H65V31H63ZM72 30V31H71ZM112 30V31H111ZM122 30H124V31H122ZM132 30V31H131ZM206 30V31H205ZM234 30H236V31H239V32H236V33H233L234 32ZM68 31H71L70 33V35H69V33H68ZM122 31V32H121ZM131 31V32H130ZM162 33H161V32ZM64 32V33H63ZM75 32V31H74ZM119 32V33H118ZM129 32V33H128ZM160 33V36H161V39H160V37H159V33ZM204 32V33H203ZM108 33H109V35H108ZM157 33V34H156ZM240 33V34H239ZM260 33V34H259ZM64 34V35H63ZM74 34V35H73ZM115 34H117V35H115ZM191 34V35H190ZM232 34V35H231ZM239 34V35H238ZM73 35V36H72ZM104 35V34H103ZM156 35V37H154ZM158 35V36H157ZM164 35H165V33H164ZM210 35V36H209ZM233 35L235 36V37H233ZM236 35H238V36H236ZM66 36H68V37H66ZM70 36V37H69ZM230 36H232V37H230ZM255 36V35H254ZM107 38V39H105L104 40V38ZM109 37V38H108ZM114 37V38H113ZM159 37V38H158ZM187 37V38H186ZM191 37H192V39H191ZM204 37H206V39L204 38ZM236 37H237V39H236ZM10 38V39H9ZM63 38V39H62ZM73 38H74V40H73ZM157 38V39H156ZM189 38V39H188ZM205 40H204V39ZM255 38V39H256ZM71 39H72V41H71ZM152 39V40H151ZM186 39V40H185ZM209 39V40H208ZM212 39V40H211ZM254 38H253V40H255ZM259 39V40H258ZM63 40V41H62ZM75 40H77V41H75ZM158 40V41H157ZM160 40V41H159ZM177 40V39H176ZM180 40V39H179ZM178 40V41H179ZM197 40V39H196ZM202 40V41H201ZM219 42H218V41ZM226 40H228V41H226ZM232 42H231V41ZM150 41H151V43H150ZM156 41H157V45H156ZM206 41V42H205ZM207 41L209 42V43H207ZM235 41V42H236ZM256 40H255V42H257ZM77 42V43H76ZM102 42V43H101ZM154 42V43H153ZM159 42V43H158ZM190 42V43H189ZM216 42H218V43H215ZM230 44H229V43ZM255 42H254V45L255 46H257V44H255ZM66 43V44H65ZM115 43V44H114ZM135 43V44H136ZM153 43V44H152ZM209 45H207V44ZM231 43H232V45H231ZM70 44V45H69ZM72 44H74V45H72ZM76 44V45H75ZM98 44V43H97ZM150 44V45H149ZM181 44V45H182ZM204 45V46H202V45ZM217 44H219L218 46H216ZM224 44H225V46H224ZM229 44V45H228ZM68 45V46H67ZM137 45V44H136ZM206 45V46H205ZM223 45V46H222ZM125 46V45H124ZM123 46V47H124ZM135 46V45H134ZM186 46V47H185ZM213 46H215V47H213ZM96 47H95V49H96ZM103 47H105V48H103ZM188 47V48H187ZM208 47V48H207ZM210 47H212L213 49H211ZM76 48V49H75ZM134 48V47H133ZM135 48H137V46L135 47ZM220 49V50H218V49ZM80 49V50H79ZM183 49V50H182ZM203 49H205V50H203ZM211 49V51H213L212 53H214L213 55L210 53V51H208V50H210ZM215 49V50H214ZM224 49V50H223ZM254 49H256V47H254ZM77 50H79V51H77ZM101 52H100V51ZM110 50V51H109ZM151 50H149V51H151ZM186 50L188 51V52H186ZM191 50V51H190ZM207 50V51H206ZM226 50V51H225ZM76 51V52H75ZM151 51V52H152ZM183 51H184V53H183ZM216 51H219V52H217L216 53ZM223 51H224V53L226 52V54H224L223 53ZM252 51H253V53H254V50L252 49ZM252 51H251V53H252ZM257 51V50H256ZM255 51V52H256ZM82 52V53H81ZM104 52V53H103ZM105 52H107V53H105ZM223 53V55L220 57L219 55L221 54V53ZM231 54H230V53ZM261 52H263L262 53V56H263V54H264V51H261ZM101 53V54H100ZM186 53H187V55H186ZM189 53V54H188ZM229 53V54H228ZM253 53L251 54L252 55V57H253ZM257 53L258 54H260L258 51H257ZM256 53V54H257ZM77 54V55H76ZM80 54V55H79ZM82 54V55H81ZM105 54V55H104ZM109 54H110V56H109ZM192 54V55H191ZM255 53H254V55H256ZM258 54L256 55L257 56V58L259 57L258 56ZM56 55V56H55ZM69 55H70V57H69ZM72 55H73V57H72ZM78 55H79V57H78ZM84 55V56H83ZM98 55H99V58H98ZM232 55V56H231ZM250 55V56H251ZM261 55V54H260ZM59 56V57H58ZM106 56V57H105ZM213 56V57H212ZM256 56H254L253 58L251 57V59H256ZM262 56H260L259 58H261ZM83 57V58H82ZM170 57H172L171 58V60L173 59V56H170ZM188 57L190 58V59H188ZM220 57V58H219ZM228 57V58H227ZM84 58H86V59H88V60H85ZM102 58V59H101ZM139 58V57H138ZM137 58V59H138ZM145 57H143V59H144ZM166 58H168L169 59V56H166ZM165 58V59H166ZM225 60V61H223L224 62V64L222 63V60L223 59ZM55 61H54V60ZM57 59V60H56ZM65 59V60H64ZM98 59V60H97ZM114 59V60H113ZM119 61H118V60ZM127 59H129V61L130 62H132V60H133V62H134V64L136 65L137 63H138V60L136 59V57H134V56H129V57H127ZM168 59H166V61L168 60ZM192 59V60H191ZM218 59V60H217ZM233 59V60H232ZM262 59H264L263 57H262ZM61 60V61H60ZM77 60V61H76ZM87 61V62H83V64L81 63L82 61ZM102 60H104V61H102ZM105 60L107 61V60H109L107 63H105ZM112 60V61H111ZM170 59L167 61V62H169V61H171ZM188 60H190V61H188ZM221 60V61H220ZM259 61L260 63L258 64V62L257 61ZM255 61H253V65H255V66H258V67H256V69L257 68H259V69H257V75L254 73V70H252V72H250V74H248V78L250 77V81L251 80H253L252 82H255L256 81V83L258 82L257 80H256V78L258 79V80H260L261 78V81L262 82H260L261 84H263V85H261L259 82V84H260V86L258 85V84H256V83H253V97H255V99L256 100H254L255 101V104H257L258 105V103H261L260 104V107H258V109H259V112H260V110H261V116H262V123H264V102H263V95H264V92H263V88H264V61L263 60H259V59H256ZM59 63H58V62ZM91 62V66H92V69H91V66L90 65H88V62ZM100 61H101V63L103 64V65H107L108 63H110L109 65H107L108 66V70H107V67H106V65H105V67L104 66H102V64L100 65L99 63H100ZM137 61V62H136ZM184 61V62H183ZM194 61V62H193ZM217 61V62H216ZM226 61H227V63H226ZM49 64H48V63ZM77 64H76V63ZM80 64H79V63ZM90 62H89V64H90ZM99 62V63H98ZM113 62V63H112ZM186 62H191V65H189V63H187L186 64ZM255 62H257V64L255 63ZM263 62V63H262ZM56 63V65L54 66L53 64H55ZM87 63V64H86ZM105 63V64H104ZM198 63L199 65V68H197L196 67V64ZM212 63H213V65H212ZM229 63V64H228ZM237 63V64H236ZM58 64V65H57ZM71 64H73V65H71ZM95 64V65H94ZM96 64H98V65H96ZM133 64V63H132ZM184 64V65H183ZM38 65V66H37ZM52 65V66H51ZM68 65V66H67ZM73 66V67H71V66ZM74 65H76V66H74ZM82 65V67L83 68H85V65H86V67L87 66H89V67H87V69H89L88 70V73L86 74V77H85V74L82 72V70H80L79 68H82V67H80ZM101 67H100V66ZM114 65V66H113ZM135 65H132L133 67H136ZM195 65V66H194ZM209 65H210V67H209ZM40 66V67H39ZM42 66V67H41ZM62 66V67H61ZM195 67L194 69H192L193 67ZM213 66H215V68L213 67ZM218 66H219V64H218ZM217 66V67H218ZM219 66V67H220ZM229 66V67H228ZM231 66V67H230ZM262 66V67H261ZM69 67H71V68H69ZM103 67L105 68V69H103ZM190 67H192V68H190ZM220 67V68H221ZM53 68H55V70L53 69ZM59 68H62L61 70L59 69ZM82 68V69H83ZM93 68H95V70L93 69ZM100 68H102V69H100ZM236 68V69H235ZM51 69V70H50ZM64 69V70H63ZM69 69H71V70H69ZM76 69H78L77 71L79 72H77L76 71ZM91 69V70H90ZM98 69V70H97ZM100 69V70H99ZM196 69V70H195ZM212 69V70H213ZM238 69H239V67H238ZM237 69V70H238ZM58 70H60V71H58ZM67 70V71H66ZM69 70V71H68ZM86 70V68L84 69V71ZM103 72H102V71ZM232 70V69H231ZM65 71H66V73H65ZM94 71H95V73H94ZM101 71V73H99ZM180 71V70H179ZM58 72H60V74H61V77H60V74H57ZM62 72V73H61ZM64 72V73H63ZM83 74H82V73ZM90 72H92V73H94V74H92V73H90ZM98 72V73H97ZM213 72H215L216 74H217V72H216V70H214ZM262 72V73H261ZM47 73V74H46ZM71 73V74H70ZM74 73V74H73ZM77 73V74H76ZM103 73V74H102ZM179 73V72H178ZM206 73H207V71H206ZM223 73V74H222ZM241 73V72H240ZM261 73V74H260ZM63 74H64V76H63ZM66 74V75H65ZM82 74V75H81ZM100 74H102V75H105V76H108L109 77V80H108V78L107 77H105V76H102V75H100ZM253 74H255V75H253ZM51 75V76H50ZM70 75H71V78H73V77H75V78H73V81H72V79H67V78H69L70 77ZM84 75V78L82 77ZM90 75V76H89ZM92 75H94V78L96 79H92ZM95 75H97V76H95ZM100 75V76H99ZM112 75V76H111ZM242 75V74H241ZM68 76V77H67ZM79 76V77H81V79L80 78H78V79H76L77 77ZM88 76V77H87ZM99 76V77H98ZM113 78V81H112V79H111V77ZM59 77H60V79H59ZM91 77V78H90ZM101 77V78H100ZM107 78V80H104L103 78ZM225 77V76H224ZM241 77V76H240ZM243 77V76H242ZM254 77V78H253ZM261 77V78H260ZM65 78V79H64ZM85 78H87V79H85ZM89 78V79H88ZM98 78H99V80L100 79H103V81H99L98 80ZM55 79V80H54ZM76 79V80H75ZM111 79V80H110ZM68 80V81H67ZM69 80H71V82H69ZM78 80H80V82L78 81ZM82 80V81H81ZM86 80H87V82H86ZM92 80H94V81H92ZM137 80V81H136ZM77 81V82H76ZM84 81V82H83ZM117 82V83H115V82ZM130 81V82H129ZM135 81V82H134ZM91 82V83H90ZM102 82V83H101ZM120 82H122V83H120ZM132 82V83H131ZM134 82V83H133ZM220 82V83H219ZM56 83H57V85H58V87H59V85H60V88H58L57 86H56ZM74 83H76V85L74 84V86H77V89H79L78 91H77V93H78V95H76L77 93H76V91L74 92V90H77V89H75L76 87H74L73 86V84ZM77 83L78 84H80L81 86H79V85H77ZM86 85V86H84V84ZM89 83V84H88ZM219 83V84H218ZM223 85H222V84ZM52 84L54 85V86H56L55 88L52 86ZM63 84V85H62ZM103 84V85H102ZM104 84H105V86H104ZM121 84H122V87H121ZM134 84V85H133ZM140 84H142V85H140ZM150 84V85H149ZM144 85V86H143ZM166 85V86H165ZM258 85V86H257ZM64 86V87H63ZM70 86H72L71 88H70ZM84 86V87H83ZM111 86H114V87H111ZM126 88H125V87ZM142 86V87H141ZM222 86V87H221ZM47 87V88H46ZM62 87H63V89H64V92L65 91H68L69 89L72 91H70V92H66V93H61V96H62V102H61V97H60V89L62 90L61 92H63V89H62ZM80 87V88H79ZM101 87V88H100ZM105 87V88H104ZM120 87V88H119ZM263 87V88H262ZM53 88V89H52ZM84 88V89H83ZM93 88V89H92ZM96 88H97V90H96ZM109 88V89H108ZM110 88H111V90H110ZM113 88H117V89H113ZM130 88H132V89H130ZM135 88H136V90H135ZM146 88V89H145ZM209 88V89H208ZM212 88V89H211ZM219 88V89H218ZM51 89V90H50ZM58 89V90H57ZM66 89V90H65ZM107 89V90H106ZM119 89V90H118ZM140 89H144L143 91L142 90H140ZM149 89V90H148ZM186 89V90H189L188 92H187V94L190 92V94L189 95H187L186 94V92H184V93H182L181 91H184V90ZM200 91H199V90ZM203 89V90H202ZM205 89H206V91H205ZM257 89H258V91H257ZM102 92H101V91ZM105 90V91H104ZM116 90V91H115ZM123 91V92H119V91ZM125 90H132V94L131 95H134V96H132V97H134L133 98V100H132V97H130L131 95L129 94V93H127L128 94V96H129V98H128V100H127V98L126 97H124V96H126V95H124V96H122V94H120V93H124V92H126ZM134 90V91H133ZM209 90H211V91H209ZM216 90V91H215ZM219 90V91H218ZM57 92L56 94H55V92ZM147 91V92H146ZM153 90H151L150 92H148L149 94L152 92ZM192 91V92H191ZM195 91V92H194ZM208 91V92H207ZM214 91V92H213ZM221 91V92H220ZM256 91V93H254ZM262 91V92H261ZM53 92H54V94H55V96H54V94H53ZM74 92V93H73ZM90 92H91V94H90ZM94 92V93H93ZM203 92H205L204 94H203ZM210 92V93H209ZM261 92V94H262V96H261V94H259ZM58 93H59V95H58ZM69 93V94H68ZM72 93V94H71ZM76 93V94H75ZM80 93V94H79ZM106 93H108V94H106ZM134 93V94H133ZM180 93H182L183 94V96H184V94L186 95V96H189V100H190V102H191V100H193V101H196V103L195 102H189V100H188V102L189 103H186L187 101H185V103H183V100L185 99V96H184V98L180 95ZM193 93V94H192ZM200 93H201V95H203V96H201L200 95ZM215 93V94H214ZM15 94V95H14ZM69 95V97L71 96V98H70V103H71V106L69 107V108H71L72 106H73V109H71V111H73V112H71V111H68L67 109H69L66 105H67V103H64L65 101H67V100H69V97H68V99H66L65 101H64V99H65V97H67L68 95ZM76 96H75V95ZM93 94V95H92ZM95 94V95H94ZM140 94V95H139ZM145 94V95H144ZM177 94L179 95L178 97H177ZM195 94V95H194ZM206 94V95H205ZM211 94V95H210ZM213 94V95H212ZM60 97V101H59V98H57L58 96ZM65 95V96H64ZM67 95V96H66ZM74 95V96H73ZM80 95V96H79ZM144 95V96H143ZM152 95V94H151ZM172 95H171V97H172ZM197 95V97L196 98H194L195 96ZM214 95H217V96H214ZM258 95H260V97L262 98V99H260V97L258 96ZM8 96H10V97H8ZM15 96V97H14ZM54 96V97H53ZM57 96V97H56ZM64 96V97H63ZM79 96V97H78ZM194 96V97H193ZM201 96V98L199 99V97ZM207 96H211V97H207ZM84 98V99H82V101H81V98ZM86 97V98H85ZM93 97V98H92ZM137 97H139V98H137ZM190 97H192L191 99H190ZM205 98V100H203V98ZM213 97V98H212ZM215 97V98H214ZM80 98V101L78 102V99ZM178 98V99H177ZM181 98H183L182 99V101L180 100ZM194 98V99H193ZM209 100H208V99ZM212 98V99H211ZM217 98V99H216ZM72 99V100H71ZM73 99H76L75 101L73 100ZM114 99H115V97H114ZM130 99V100H129ZM188 98L186 97V100H187ZM196 99V100H195ZM197 99H198V101H197ZM201 99H202V101H201ZM218 99H219V103H218ZM10 100V101H9ZM15 100H16V102H15ZM102 100V101H101ZM134 100V101H135ZM181 101V103H180V101ZM206 100L208 101V102H210L209 104H208V102H206ZM57 101H59L58 103H57ZM74 101V102H73ZM100 101V102H99ZM133 101V102H134ZM177 101V102H176ZM206 103H205V102ZM213 101H214V103H213ZM56 102V103H55ZM69 102H68V104H69ZM96 102V103H95ZM110 103H111V101H109ZM120 102V104H118V105H121L122 103ZM200 102V103H199ZM202 102V103H201ZM212 102V103H211ZM11 103H12V105H11ZM59 103H61V104H59ZM73 103H74V105H73ZM75 103H79V104H75ZM128 103V104H129ZM179 103V104H178ZM192 103H193V105H192ZM216 103V104H215ZM58 106H57V105ZM64 104H66V105H64ZM80 104V105H81ZM187 104H191L192 105V107H191V105L189 106V105H187ZM206 104V105H205ZM207 104H208V106H207ZM224 103L222 102V104L221 105H223ZM263 104V105H262ZM70 105V104H69ZM92 105V107H94ZM122 105H124V104H122ZM121 105V106H122ZM220 105V106H221ZM257 105H255L256 107H257ZM262 105V106H261ZM60 106V107H59ZM157 106V107H156ZM156 106H155V108H156V110H158V109H160V108H158V104H156ZM187 106H189V107H187ZM216 106V107H215ZM64 107H67V108H64V111H60V110H62ZM82 107V106H81ZM123 107V106H122ZM193 108V110L191 109V108ZM200 107V108H199ZM62 108V109H61ZM115 108V109H114ZM158 108V109H157ZM214 108V109H213ZM216 108V109H215ZM232 108H233V106H231V110H232ZM58 109H60L59 111H60V113H62L63 115H61V118H60V114H59V111L57 112V110ZM65 109H66V111H65ZM191 109V110H190ZM197 109V110H196ZM204 109V110H203ZM210 109V110H209ZM229 109V108H228ZM229 109V111H231ZM263 109V110H262ZM156 110H154L155 111V114H157L158 112L156 111ZM185 110H187V111H189L188 113H189V115H187L186 114V112H185ZM196 110V111H195ZM201 110V111H200ZM206 110V111H205ZM233 110H234V108H233ZM68 111V112H67ZM114 111V112H113ZM210 111V112H209ZM228 111V112H229ZM66 112V114H64ZM71 112V113H70ZM198 112V113H197ZM202 112V113H201ZM209 112V113H208ZM59 114V115H56V114ZM121 113V114H120ZM135 113V114H134ZM138 113V114H137ZM204 113V114H203ZM263 113V114H262ZM129 114V115H128ZM152 114V113H151ZM150 114V117H152V115ZM70 115V117H72V119L70 118V117H68V116ZM72 115V116H71ZM77 115V114H76ZM133 115V116H132ZM136 115V118H134V116ZM148 115V114H147ZM185 115H187V118H186V116ZM205 115V116H204ZM59 116V117H58ZM97 116V115H96ZM122 116H123V118H122ZM128 118H127V117ZM65 117V118H64ZM66 117L67 118H69L70 120V122L67 120V122L66 121H64V122H62V120H65L66 119ZM98 117H100L99 115H98ZM139 117V118H138ZM149 116H147V118H150ZM63 118V119H62ZM132 118V119H131ZM58 119V120H57ZM117 119H118V121H117ZM121 119V120H120ZM123 119V120H122ZM130 121H129V120ZM131 120H133V122L131 121ZM142 120V119H141ZM147 121H145L146 122V124L145 125H148L149 127L151 126V125H154V124H156V122H155V119H153V118H150V119H146ZM201 120V119H200ZM57 121H59V123L57 122ZM74 121L76 122V123H74ZM202 121V120H201ZM201 121H199L200 122V124L202 123ZM58 124H57V123ZM65 125V127H64V125L62 124V123ZM74 123V125L75 124H77V125H73V124H71V125H73V127L71 128V127H69L70 126V124L69 123ZM115 122V123H114ZM117 122V123H116ZM121 122V124H119ZM154 124H153V123ZM61 123V124H60ZM60 124V125H59ZM68 124H69V126H68ZM103 124V125H102ZM135 124H136V122H135ZM61 125L63 126L62 128L63 129H60L61 128ZM67 125V126H66ZM105 125V126H104ZM145 125H144V127H145ZM178 125V126H177ZM134 126V125H133ZM148 126L146 127V128H148ZM155 126H158V124H156V125H154V126H152L151 127V129L150 128H148V129H146L147 131H145V130H143L142 131V129L144 128V127H142V129H141V127H140V129H141V132H140V137H141V139H143L144 138V141H147V136L148 135H150L149 133V131H151V130H154V127ZM241 126H242V120H231L230 121V119H226L225 120V126H224V124L222 125V129H221V132H224V133H232V134H234V135H237V138L238 139H241L240 138V135H241ZM77 127H79L78 129H76ZM104 129H103V128ZM118 127V126H117ZM71 128V129H70ZM73 128H75L74 129V133L76 134V136H75V134L74 133H72L73 132ZM136 128H138V126H137V124H136ZM65 129V130H64ZM70 129V130H69ZM82 129V130H81ZM97 129V130H96ZM130 129H133V130H135V128L134 127H130ZM145 129V128H144ZM174 129H173V131H174ZM224 129V130H223ZM56 130V131H55ZM62 130H64V131H62ZM81 130V131H80ZM181 130H179V131H181ZM175 131H174V134H176L175 133ZM82 132V133H81ZM144 134H143V133ZM147 132H149L148 133V135L146 136V134L145 133H147ZM56 133H58V134H56ZM59 133H61V134H64L63 136L65 137H63L62 135V137L61 138H59L60 140H62V138H64L63 139V141H62V145H61V147L59 148V146H56V145H58L59 143H58V141L60 142V140L57 138L58 136H59ZM79 133V134H78ZM142 133V134H141ZM182 133V134H181ZM84 134V135H83ZM253 133H250V134H248L246 137L247 138H250V139H247V138H245V139H247V140H245V143H247L246 145H247V147H249V149H250V146H251V149H253V145H251L250 143L252 142V144H254L253 143V141H255V137L257 136V135H255L256 133H254L253 135H255V136H253L252 135ZM28 135V136H27ZM56 135H57V137H56ZM72 135V136H71ZM252 136V138L254 137V140L251 138V136ZM23 136V137H22ZM25 136V137H24ZM79 136V137H78ZM17 137V138H16ZM22 137V138H21ZM66 137H68V139L66 138ZM77 137V138H76ZM55 138H57L56 140H58V141H56L55 140ZM75 138L77 139L76 141H73V140H75ZM80 138V139H79ZM83 138H85V140H82ZM145 138H146V140H145ZM196 138H198L201 142L199 143V144H197L198 142H196V143H194L195 141H199V140H197ZM18 139V140H17ZM73 139V140H72ZM177 139V140H176ZM193 139H195L194 140V142H193ZM67 140V142H65ZM79 140V143L77 142ZM113 140V141H112ZM73 142V143H72ZM82 142H83V144H85V146L84 145H80V144H82ZM104 142V143H103ZM191 142V143H190ZM193 142V143H192ZM17 143V144H16ZM69 143H70V146H69ZM75 143V145H73ZM76 143H78V144H76ZM87 143V144H86ZM105 143H106V145H105ZM147 143V142H146ZM177 145H175V144ZM61 144V143H60ZM59 144V145H60ZM65 144V145H64ZM68 144V145H67ZM71 144L73 145V146H71ZM66 147H64V146ZM78 145V146H77ZM98 145H102V146H105V147H100L99 146V148H100V150H99V148H98ZM250 145V146H249ZM58 148V149H56V147ZM65 148V149H67V150H65V152L63 151V147ZM67 146H69V147H72L73 149H75L74 151H73V153L75 152L76 154H73L72 153V151H71V148L69 149ZM181 148H180V147ZM194 146V147H193ZM245 146V145H244ZM31 147V148H30ZM34 147V148H33ZM75 147V148H74ZM85 147V148H84ZM93 147V149H91ZM196 147H198V149H195ZM14 148V149H13ZM61 148H63L62 150H61ZM77 148V149H76ZM95 148V149H94ZM98 148V149H97ZM246 148V147H245ZM28 149V150H27ZM59 149H60V151H59ZM69 149V150H68ZM79 149V150H78ZM106 149V150H105ZM112 149H115V147L113 148L112 147ZM118 149H119V147H118ZM182 149V150H181ZM194 149V154L192 155L193 156V158H191L192 159V161H190V159H188V157H189V155L190 154H192L193 153V151H191V150H193ZM243 149H244V147H243ZM20 152H19V151ZM42 150V151H41ZM78 150V151H77ZM96 150H99L100 152L102 151V150H104L105 152H107V153H105L104 151H102V152H104V154L103 155H106V156H104L103 157V155H99L100 153H98ZM247 149H244V151L242 152V150H241V156L243 157V155H245V154H247L248 153V151L249 150H247ZM28 151V152H27ZM68 151H71V152H68ZM80 151V152H79ZM86 151V152H85ZM90 151V152H89ZM93 151V152H92ZM97 153H96V152ZM109 151V152H108ZM246 151V152H245ZM59 154H58V153ZM68 152V153H67ZM78 152V153H77ZM82 152V153H81ZM87 152H88V154H89V158H88V155H87ZM102 152H101V154H102ZM191 152V153H190ZM244 152H245V154H244ZM27 155H26V154ZM57 153V154H56ZM85 153V154H84ZM91 153V154H90ZM29 154V155H28ZM31 154L33 155V156H31ZM72 155V157H73V155H76L75 156V158L73 157H71L70 155ZM80 154V155H79ZM85 156H84V155ZM57 155V156H56ZM60 155V156H59ZM78 155H79V157H78ZM97 155V158L99 159V161L97 160V158H95V156ZM181 155V156H180ZM240 155V154H239ZM247 155H249V154H247ZM247 155L246 156H244L245 157V159L244 160H246L247 159ZM31 156V157H30ZM35 156H36V159H35ZM65 156V157H64ZM66 156H68L67 158V160L66 159H63V158H66ZM81 156V157H80ZM87 156V157H86ZM100 156V157H99ZM241 156H240V158L238 157V160L239 161H241L242 163L244 162V160H242L243 158H241ZM21 157V158H20ZM71 157V159H69ZM77 157H78V161H77ZM82 157H83V159H82ZM95 158L96 160L94 161V159H92V158ZM102 157H103V159H102ZM110 157V156H109ZM28 158H30V160L28 159ZM32 158V159H31ZM57 158V159H56ZM106 158H108V160L106 159ZM75 159V161H76V163L73 161V160ZM92 159V160H91ZM109 159H111V160H109ZM54 160V161H53ZM62 160H66L65 162H63ZM71 161V163H70V161ZM86 160H88V161H90V162H88V161H86ZM101 160V161H100ZM42 161V162H41ZM57 162V164L58 165H60L61 164V166H63L64 165V167L66 168V166L65 165H67V163L69 164V166L67 165V167H68V169L66 168H62L61 166V168L59 167V166H56L57 164H55V163H53V162ZM58 161H60V162H58ZM69 161V162H68ZM86 161V163H90L89 165H87V164H84V162ZM98 161V162H97ZM117 161V164H120L121 163V161L119 160V163H118V160H116ZM116 161H115V164H112V165H116ZM190 163H189V162ZM25 162V163H24ZM50 162H51V164H50ZM63 162V163H62ZM67 162V163H66ZM74 162V163H73ZM95 162V163H94ZM99 162H101L102 163V165H100L99 164ZM188 162V163H187ZM253 162H255V161H253ZM28 163L31 165L30 166V168H29V166H28V168H27V165H28ZM66 163V164H65ZM111 163H108L109 165H111ZM250 163V164H249ZM248 163V165L246 166V168H244L245 170H242L241 169V171L242 172H240V170H239V176L240 175H242V176H240L239 177V179L242 177V180L240 179L239 181L241 182V181H243V184H242V188H243V185L245 186L246 185V187H244L247 191H252L251 189H252V186H251V184L249 183L250 182V180L248 179V181L246 180V177L248 176V174H249V172H250V169H254V168H252L253 167V163H252V161L251 162H249ZM252 163V164H251ZM21 164H23V165H21ZM27 164V165H26ZM53 164H55V165H53ZM92 164V165H91ZM186 164H187V166H186ZM189 164V165H188ZM191 164V165H190ZM26 165V166H25ZM51 165V166H50ZM71 165H74V166H71ZM76 165H77V168H76ZM80 165V166H79ZM87 165V166H86ZM96 165H98V167H95ZM252 165V166H251ZM24 166V167H23ZM71 166V168H69ZM89 166H90V168H89ZM92 166V167H91ZM101 166V167H100ZM26 167V168H25ZM55 167V168H54ZM57 167V168H56ZM81 167H83V168H81ZM86 167H87V169H86ZM95 167V168H94ZM193 167V168H192ZM250 167V168H249ZM254 167H255V164H254ZM62 169V170H60V169ZM92 168V170H91V172L93 171L94 173H90V170L89 169H91ZM97 168L100 170V171H98L97 170ZM249 168V169H248ZM9 169H12L13 170V168L10 166V168ZM49 169V170H48ZM53 169H54V172L56 171V172H62V176L64 175V177H65V179L66 180H64V178L61 176V173H60V176H59V173L57 174L56 172V174L54 173V172H52L53 171ZM57 169H58V171H57ZM69 169H70V171L71 172H69V176L67 175V172L69 171ZM74 169V170H73ZM87 171H86V170ZM95 169V170H94ZM21 170V169H20ZM64 170H68L67 172L65 171L64 172ZM73 170V171H72ZM75 170H76V172H75ZM81 170H82V172H83V174L84 173H90V174H87V175H89V177L91 178V180L88 178V176L86 177L85 175H83L82 174V172H81ZM98 171V172H95V171ZM248 170V172H246ZM49 171H50V174H48L49 173ZM77 171H79V172H77ZM204 171V170H203ZM202 170L200 171V173L201 172H203ZM51 172L54 174H51ZM246 172V173H245ZM70 173L71 174H74V175H76L75 177H74V175H72V177L70 178ZM78 173V174H77ZM244 173H245V175H244ZM41 176H43V177H41L40 178V175ZM80 174V175H79ZM94 174V175H93ZM99 174H101V173H99ZM22 175V173H20L19 174V172H17L16 171V174H14L13 176L14 177H17V176H21ZM51 175V176H50ZM52 175H53V178H55V179H52ZM78 175V176H77ZM92 175L94 176V177H92ZM46 176H48L47 177V181L49 180V182H47L46 181ZM55 176H57V178L55 177ZM58 176L59 177H61L60 179L58 178ZM67 176V177H66ZM81 176H84L85 178H86V180H85V178L83 177H81ZM136 176V173L134 172H132V176L130 177L129 176V178L127 179L128 180V182L126 181L125 183H124V189L126 190V192H124V191H122L121 192V194L123 195V194H125V195H127V196H125V198H127L128 197V199H126V201H128V202H126V201H124V195L123 196H121V199H119V201H117V203H116V208L117 207H120V204H122V203H120V201L122 202V200H123V206H124V204L125 203H129L130 201H132V194L136 191V189H134V187L133 186H136L135 185V182H134V184H133V182H130V181H133V177H135ZM182 175H176L175 173H172V177H174V180H175V182L178 184V190L180 191V193L178 194V196H179V198H177L178 200H177V210H174L175 211V216H176V218H177V221H176V227H175V230H173L172 231V233H173V238H172V234H166L165 235V240H166V238H168V236L167 235H169L172 239H175L174 238V236H175V234L178 236H176V239L175 240H177L176 241V244H179L180 242H179V238L181 239V241H183L182 239H183V237H182V235L184 234L185 235V233H184V230H183V224H184V218H185V216H186V212H185V209H186V202H187V200H188V197H190V195H191V189H190V184L189 183H186V182H184V180H182L180 177H181ZM38 177H39V179H38ZM51 177V178H50ZM68 177L70 178V179H72L73 177L75 178V179H73L72 181H73V183H72V181H70L69 179H68ZM78 177V178H77ZM43 178V179H42ZM80 178H82L83 180H82V183H81V181H79L80 180ZM89 180H88V179ZM50 179H52L53 181H50ZM177 179V180H176ZM181 179V180H180ZM243 179H245V182H244V180ZM57 180H58V182H59V184H57ZM63 180H64V182H63ZM67 180H69L70 182H68ZM78 182H77V181ZM147 180H150V181H152L153 179H152V177L150 178V179H147ZM44 181V182H43ZM76 181V182H75ZM88 181H90L89 183H88ZM182 181V182H181ZM53 182V183H52ZM65 182H66V184H68V185H64L65 184ZM68 182V183H67ZM76 184H75V183ZM178 182H180V183H178ZM246 182H248V183H246ZM70 183V184H69ZM91 183H90V185H91ZM128 183V184H127ZM55 184L57 185V186H55ZM64 185V187H63V185ZM74 184V185H73ZM76 185V186H75ZM128 185V186H127ZM189 185V186H188ZM250 186L251 187V189L249 188V189H247L248 188V186ZM47 186H46V188H47ZM67 186H70V188H71V190L73 191H70V190H68V188L69 187H67ZM73 188H72V187ZM67 187V191H68V193H67V191L65 192V191H63V189H65ZM182 187V188H181ZM43 188H45V187H43ZM69 188V189H70ZM126 188H128L129 189V191H128V189H126ZM243 188V189H244ZM75 189V190H74ZM133 189V190H132ZM43 190V189H42ZM45 190V189H44ZM139 191V190H138ZM178 191V192H179ZM187 191V192H186ZM133 192V193H132ZM136 193H137V191H136ZM182 193V194H181ZM252 193V192H251ZM75 194L76 193H74V195L73 196H75ZM189 194V195H188ZM254 194V193H253ZM252 194V195H253ZM256 194V193H255ZM255 194L253 195V197H255ZM130 197V198H129ZM261 197H259V195L258 194H256V197H255V199H260ZM187 199V200H186ZM262 199V198H261ZM181 200V201H180ZM120 204H119V203ZM260 203V202H259ZM119 204V205H118ZM181 204V205H180ZM260 204H262V203H260ZM121 205V207H123ZM180 206V207H179ZM104 209V208H103ZM176 209V208H175ZM179 209V210H178ZM117 210H119V208H117ZM105 211V210H104ZM104 211H103V213H104ZM105 212H109V210L107 211V208H106V211ZM123 212V211H122ZM125 213H129L130 214V216H129V214H126L127 215V217H125V219H121L120 221H124V222H122V224H125V225H129V224H127L128 222L131 224V223H133V218H132V213L131 212H128V211H124ZM124 212H123V214H124ZM171 212H172V210H171ZM176 212H178V213H176ZM111 213V212H110ZM106 215L108 214V213H105ZM25 215L26 216H28V214H24V216H22L23 218L25 217ZM125 214H124V216H126ZM110 216V215H109ZM123 216V215H122ZM124 216L122 217V218H124ZM130 218H132V220L130 219ZM183 218V219H182ZM129 219L131 220V222L129 221ZM128 220V221H127ZM37 223V222H36ZM121 223V222H120ZM119 223V225H120V227H118V226H116V229L118 230V232L120 231V233L123 231V229L121 228V226H122V224H120ZM179 223V224H178ZM38 224V223H37ZM135 224V223H134ZM134 224H131V225H133V226H131V228L133 227V228H136V229H134V230H137L135 233L132 231L133 230V228L130 230L129 228V230L127 229V226H125L124 225V227H126V229L125 230H127V236L126 237H128L129 235L131 236V238L133 237L132 235H131V232L132 233H134V236H136V237H138V241H140V237L137 235V233H138V228L137 227H135V225ZM217 226V224L215 223V224H213L212 226H213V230L211 229V231H212V233L213 234H215L217 231H216V229L218 228V231H219V226H217V228L216 227H214V226ZM226 225H230V224H228V222H226ZM3 227H5V226H2V224H1V222H0V264H62L66 259L64 258L65 257V255H68L69 256V254H67L68 252H65L64 251V247H66V243H65V245L64 244H62L61 243V245H57V244H54V245H57V246H53V244H47V245H45L47 248H48V246H50L51 248H52V246L54 247V249L52 248H48V250H46L47 248L46 247H44V253L42 252V254L41 255H39L38 257H33V258H35V259H33L32 260V256L31 257H29L30 256V254L33 252V243H31V242H29V241H27L25 238H24V236L23 235H21L22 234V232L21 231H19V232H21L20 234H19V232H16L17 233V236H16V234H13V233H15V232H12L11 230H9L11 233H12V235H11V233H6L5 231L6 230H4L5 228H3ZM118 227V228H117ZM214 228H216L215 229V231H214ZM221 229L222 228H220V231H221ZM122 230V231H121ZM124 230V231H125ZM148 230H149V228H148ZM163 230H165L164 228L163 229H161V233H163L164 231ZM9 231H7V232H9ZM131 231V232H130ZM180 231V232H179ZM129 232H130V234H129ZM146 232V231H145ZM148 232H149V234H148ZM150 230L149 231H147L146 233H144L145 234V237H144V235L142 236V238H141V241H145L146 242V240H145V238H146V236H147V234H148V236L149 237H147L146 239H147V244H150V243H152V241L150 240V236H151V234H150ZM175 232H177V233H175ZM124 232H122V234H123ZM152 233V232H151ZM179 233V234H178ZM11 235L12 237H10V236H7V235ZM18 234H19V236H18ZM122 234H120V236H124V235H122ZM124 234H126V233H124ZM153 234V233H152ZM179 235H181V237L179 236ZM183 235V236H184ZM221 235V234H220ZM14 236H15V241H14ZM120 236H118V237H120ZM129 236V237H130ZM154 236V235H153ZM153 236H151V238L152 239H154L155 240V238H153ZM167 236V237H166ZM16 237H17V239H16ZM125 236L124 237H122V239L121 238H119V239H121V241L119 240V239H117V241H119L120 242V244H119V242H117L116 241V243H118L119 244V248H120V245L123 243L122 241H123V239L125 240V242H126V240L127 239H130L129 237L128 238H126ZM136 237H133V238H136ZM144 237V238H143ZM155 237V236H154ZM168 238L166 241H165V243H168L169 241V239H171V238ZM126 238V239H125ZM132 238V239H133ZM10 239H13V241L12 242H10L11 243V246H13V249L15 250L14 252H17L16 254L17 255H14V254H12V253H10L8 250H7V246L5 245V240L8 242V244H10L9 243V240ZM137 239V238H136ZM135 239V240H136ZM148 239L150 240V243H149V241H148ZM171 239V241H170V245L169 244H166V246H169V248L168 247H163V250L162 251H164V249L166 248V250H167V252L165 251L164 252V254H165V257H163L164 256V254H163V252L161 253V254H159L160 256H159V259H160V263L159 264H161V261L162 262H164L165 261V258L167 257V258H170V260H172L173 259V261H170L169 262V260H167L166 259V262L164 263V264H179L181 261L180 260H178V259H181V256H179V254L181 255V253H180V250H179V248H180V245L178 246V245H176L175 243H173L174 245H176L175 247H176V249H175V247H174V245L173 244H171L173 241H175V240H172ZM116 240V239H115ZM153 240V241H154ZM129 241H131V239L129 240ZM129 241H127V243H129ZM252 241V242H251ZM251 241H249V244L250 245H248V243L246 244L245 243V246H244V250L246 251V253L248 252V248L249 249H251V248H253V240H251ZM14 242V243H13ZM114 242V243H113ZM111 244H115V241H113ZM122 242V243H121ZM132 242H135L134 241V239L130 242V244H132ZM252 244H251V243ZM136 243H138L137 242V240H136ZM141 243V242H140ZM14 244H15V246H14ZM118 244H117V246H118ZM133 244H135V243H133ZM132 244V245H133ZM254 246H256L257 244L254 242ZM75 245V244H74ZM123 246V250H126L125 252L127 253L126 255H128V253H131V251H133V250H131V248H133V247H135V246H132V245H129V244H126V243H123L122 244ZM172 245H173V248H174V250H175V252L176 253H174V250L173 251H171V249H172ZM248 245V248L246 247ZM117 246H116V244H115V246L113 245L112 247L114 248L115 247V249L113 250V248H109V249H111L112 251H113V253H112V251L111 252H108V251H110V250H108L107 251V249H105L106 251L104 252V250L102 251V254L103 255H105L103 258H101V260H102V262H103V259H104V262L106 261V260H109L110 258V264H112L111 263V260L113 261V259L115 260L116 259V256H113L114 258H112L111 257V254L110 253H112V255L114 254V251L116 250V249H118L119 250V248H117ZM127 246V248H129L128 246H132L130 249H126L125 247ZM171 246V247H170ZM179 248H178V247ZM250 246H252V247H250ZM58 247L60 248V247H63V249L62 248H60V252L62 253V255H59V249H58ZM69 247H71V245H69ZM72 247H73V245H72ZM75 247V246H74ZM246 247V248H245ZM168 248V249H167ZM63 251H62V250ZM71 249V248H70ZM134 249V248H133ZM135 249H136V247H135ZM134 249V250H135ZM170 249V250H169ZM178 249V250H177ZM56 250H58V252L56 251ZM122 249L120 248V252L118 251L117 252V250L115 251L117 254H115V255H117V259L116 260H119V261H117V263H119V264H121V261L123 262L122 264H125L127 261H125L124 259H121V257H122V252H123V250L121 251ZM169 250V251H168ZM253 250V249H252ZM252 250H249V253H247V255L249 254L251 257H249L250 259H248V261L250 260V262L248 263V264H251V262H252V264H255V263H257L258 261V264L260 263V261H262L261 260V256L260 255H258L259 253H256L257 255H255V253L254 252H257V251H252ZM128 251H130V252H128ZM173 252V253H171V252ZM245 251H243L244 252V256H243V252H240V250H239V252H237V254L238 253H242V254H240V255H238V259L240 258L241 259V257L243 258V259H245L246 258V253H245ZM251 251V252H250ZM108 252V253H107ZM124 252V253H125ZM197 252V251H196ZM196 252H194V254L192 253V255H195V256H197V257H199V255L201 254V253H196ZM35 253V252H34ZM63 253L65 254V255H63ZM104 253H106V254H104ZM123 253V254H124ZM137 251L135 250L134 251V253H131L132 254V256L133 257H131L130 258V256H126L125 254L123 255L124 257H122V258H125V259H127L128 257L130 258V259H132V260H130V259H127L128 260V262H127V264H132V263H134V264H139V260H138V258H144V254L142 253V255H143V257H141L142 255H139V256H137ZM197 255H196V254ZM254 253V254H253ZM121 254V255H120ZM130 254V255H131ZM163 254V255H162ZM169 254V255H168ZM173 255L174 256V254H175V257H170V255ZM252 254V255H251ZM120 255V256H119ZM135 255V256H134ZM15 256H16V260H15ZM61 256V257H60ZM63 256V257H62ZM83 254H80L79 255V257L78 256H76L77 258H75L74 257V259H76L75 260V262H79L80 260H81V264H90V262L92 263L93 262V264L94 263H96L97 264V260H99L98 261V264H101L102 262L100 261V258L99 259H97V258H95L94 259V261H91L93 258L92 257H90V259H88L87 258V256L85 257V256H83ZM137 256V259H136V262H135V257ZM177 256H179V258L177 257ZM195 256L194 257H192L191 258V256L189 257V259L191 258L192 260H193V262H192V264L195 262V263H199L201 260H200V258H199V260H198V258H197V261L196 260H194V259H196L195 258ZM201 256V255H200ZM240 256V257H239ZM259 256H260V258H259ZM67 257V256H66ZM101 257H102V255H101ZM105 257H108L107 259H105ZM161 257L163 258L162 260H161ZM253 257H254V259H253ZM13 258H14V261H12L13 260ZM58 258H61V262H60V259H58ZM78 258H80V259H78ZM92 258V259H91ZM172 258V259H171ZM178 258V259H177ZM38 259V260H37ZM65 259V260H64ZM83 259V260H82ZM88 259V260H87ZM121 259V260H120ZM134 259V260H133ZM159 259H157L156 261L158 262L159 261ZM175 259L177 260V262L175 261ZM187 259L188 258H186V260H184V259H181L182 260V262L180 263V264H182L184 261H186V262H184V264H190V260H188L187 261ZM240 259H239V261H240ZM257 259H260V260H258V261H256ZM95 260H96V262H95ZM138 260V261H137ZM184 260V261H183ZM143 262V260H140V262ZM153 261V260H152ZM155 261V260H154ZM153 261V263L151 262V260H150V264H156L157 262H154ZM168 261V262H167ZM242 261V262H241ZM240 261V263L239 262H237V263H239V264H244V262H243V260H241ZM256 261V262H255ZM12 262V263H11ZM101 262V263H100ZM104 262L102 263V264H104ZM130 262V263H129ZM141 262V263H142ZM65 264H66V261L64 262ZM109 263H107V261H106V263L105 264H109ZM115 263V262H114ZM113 263V264H114ZM117 263H115V264H117ZM142 264H144V262L142 263ZM158 264V263H157ZM260 264H263V262L262 263H260Z\"/></svg>","mask_w":264,"mask_h":264}]
</instances>
